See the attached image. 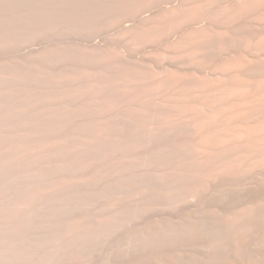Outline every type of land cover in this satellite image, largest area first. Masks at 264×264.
<instances>
[{
  "label": "rangeland",
  "instance_id": "rangeland-1",
  "mask_svg": "<svg viewBox=\"0 0 264 264\" xmlns=\"http://www.w3.org/2000/svg\"><path fill=\"white\" fill-rule=\"evenodd\" d=\"M48 1H49V3H47ZM50 1L51 2L54 1V3H51ZM66 1L67 0H65V1L64 0H62V1L61 0H59V1L58 0H43V1L42 0H0V2H1L0 3V21H1L0 22V34H1L0 35V80H1L0 83H2V81H3L2 85L0 84V90H1L0 91L1 92L0 93V97H1L0 98V100H1L0 101L1 102L0 103V119L3 117L0 120V125L1 124H3V125L5 124V126L2 125L0 127V135L2 137L4 136V139H6L5 141H2L4 139L0 136V141H1V143H0V149L1 148L4 149V150L1 149L2 151L0 150V159H1L0 160V168L2 166L4 168V169L3 168L0 169V173H1L0 174V177H1L0 178V211L2 210V212H3L2 214L3 215H6V217H5V216H2V214H0L3 217L2 218L0 216V264H176V263L177 264H210V263H212V264H230V263L234 262V260H236V261L234 263H232V264H243L244 262L247 263V264H249V260H248L249 258H247V255L248 254H251V253H260V254H262V253H264V246H263V243H262V239L264 238V233H262L263 230H264V204H262L263 206L261 204L258 206V204H256V202H254L256 205H253L254 203H251L252 204V207H251V204H249L250 206L247 205L242 210L240 207H238L235 204V202H233L234 203L232 205L233 207H231V205H230V207L233 208V210H230L229 209L230 211H233L234 212L233 214H231L232 212H230V215L231 216L229 214L226 215L225 212H224L228 208H230L229 206L227 208H225L226 210L225 209L223 210V213L225 214V216H227L228 220H227V218L226 219L223 218L225 216H224L223 213H219V212H222V211H218L219 209H214L213 210V211H215V210L217 211L216 213L218 215H216L215 212L211 211L210 208H209L208 209L209 210L208 213L214 219L216 218L217 220H213L212 224L211 223H208V226H210V227H207L208 228V231H206V233L204 235H200V236H199V234L196 231L189 229L190 226H192L191 223L182 222V218L184 217V214H186V213L188 214V213L192 212L193 214L197 213V215L195 214V216H198L200 214V212H201L200 211L201 209L199 207L200 205H199V203L197 201V197L194 196L195 198H193V193H194L193 192L194 191V189H193L194 188L193 187L194 185L193 184L194 183L191 182V179L192 178L191 179L188 178V175H187V173L190 174L191 173V170H193L192 169L193 166H191L192 163L190 164L184 158L182 159V161L180 160L181 153L179 154V152H177V151H179V149H177V151L175 150L177 152L176 154H175V151L174 152L172 151V153H173L172 155L173 156H171V154H169L171 156V157L169 156L170 162H169L168 159H167L168 160V162H167L163 157H160V156L159 157H155V156L153 157L151 155V157L149 159H147V161L150 160V159H152V158H154L155 161H157V159L160 160V161H157L156 162L157 165H158V163L161 165V163H164L165 161H166L165 163L168 164V165H170V163H173V165H170V167L173 169L172 170L168 165H165V164H164L165 165L164 168H163V164H162L161 167H160V165L158 167L155 162H153V166L155 168L151 167L152 166L151 163H152V161H154L153 159L150 160V161H148L149 164H150L148 166L146 165L148 163L146 162L145 159L144 160H145V163L146 164L144 163V161L141 158H138L137 159V158L133 157L134 158L133 159V158L130 157L131 158V160H130V158H129V156H131V154H129L130 151L127 149V147H122V148H124V153H126V154H125V156H123L121 154L120 155L118 154L117 155V158L119 157L121 160L119 158H118V160L120 162L122 161L123 164L121 165L120 162L117 160V158L114 157V159L116 158L115 160L117 161L116 162V165L118 163V165L120 166V167L118 165L115 166V164L113 165V168H114V166L116 168L112 169V170H114V171H112V173H114V172L117 171L116 173H114L115 175L112 174L114 176L115 180H113L114 178H113L112 175L111 176L109 175L110 173H104V171H105L104 170V164L102 163L103 160H101V159H103V154L101 152L102 151V149H101L102 148V143H101L102 140H100V142H99V139H102V137H101L102 135H100V134H102L101 133V131H102L101 129L102 128L100 129V127L103 126V123H102L103 121L101 120L102 119V116H101L102 113L100 114L102 104H100L101 103V99L99 97L100 96L99 95L100 93L98 91L101 90L100 89V87H101L100 85H102L101 84L102 83L101 82L102 79H101L100 75L102 76V71L101 70H103V68H104L102 65L104 63L103 60H105V58H106L105 57L106 56V52H105L104 47L102 45L101 46L103 48H102V50L100 49L101 46H99V45L102 44L101 43V39L103 37H105V36H109L110 35L111 40H120L121 38L118 39V37H116V36H119L120 37V34H121V36H122V39L121 40L125 39L122 42V44L124 43V46H125L124 48L125 49L126 48L127 49L129 48L128 50H130V49L133 50L132 57L135 56V54H136L135 53V50L138 49V50H136L137 54H136L135 58L132 59V57H130L131 59H129V60H136L137 57H140L139 58L140 60L137 58L136 61L139 62L140 64H143V66H145L144 63L147 61L146 68H148V70L145 67L139 65V63H134L136 65L138 64V66H136V65L135 66L138 67V70L139 71L133 69L134 70L133 71V74L136 72V77L139 78V80H140L141 83L143 82L142 83L143 84L142 86L143 87L145 86L144 87L145 89L151 83H155L158 80H162L161 84L163 86L159 83L160 81H158L157 84L159 83L158 86L159 85L162 86V88L161 87L160 88H161V90L163 89V92L165 90V92L163 94V97L165 96V99L166 98L168 99V100L166 99V101H167L166 104H168L169 99L172 98L170 100V102H169L170 104H168L169 106H171L173 104L171 102H173L175 100V98H176L175 96H177V94L174 93V91H176V90H172L173 88L171 86H169V84L171 85V83H170L171 80H168L169 78H166L167 80L165 79V82H167V84L166 83H163L164 82V80H163L164 78L163 77H166L165 75H167V73H166L167 70H170L172 68H176V67L170 66V64L168 63L170 60L175 59V54L177 55L176 56V59H177V58H179V56L185 55V53L182 51V49L180 47H177L176 50H174L175 51V53H174L173 52V49L176 46H178V45L175 44L176 46L173 48L171 42L170 43H167V42H169V41H167L168 39L166 41L164 39V35H165V37H167V36H166V32L163 33V30L165 31V29L161 28L162 26H164L163 19L161 21V18L164 17V20H165V16H164L165 14L163 13L164 12V9H163V6H162L163 4L161 5V3H159V2H162L161 0L160 1L158 0L159 2L157 0H152L153 2H152L151 5H147L149 1L151 3V0H146L145 2H147V4L146 3L145 4L143 3L142 5H145V6L147 5V6L145 7V6H142L141 5V7H139L140 10L138 8L137 13L135 15L136 18L138 17V20H140L139 23L137 22V27H136L137 29H135V25L136 24L134 25L133 22H131V24H133L134 26L131 25L130 23H126L125 24V21L124 20L125 19H128V20L130 19V16H128V15H126L125 17H123L120 20L119 19H116V20H119V21L114 20L115 23L111 21V23L108 25L109 22H107V23L102 22V20H103V19H101V18H103V17H101L102 15H99L97 13L96 14L97 17L94 16V14H95L96 11H99V13H100V11L102 12L101 6L97 7V10H95V12L92 13V15L96 18L97 21L92 16L94 18V20H93V18L90 15L91 13H89L90 17L92 18V21H91V18H89V19L87 18L88 15H86L87 13L85 11V10L88 9V8H85V7H89L87 5L89 3L86 4L85 3L86 1L81 0V2L83 1L85 3V5H86L85 6L83 2L82 3L80 2V0H73V2L71 0H68L67 2ZM42 3H44V4H42ZM45 3H46V5H45ZM153 3H155V4H153ZM40 4H41V6H40ZM51 4H52V8H51ZM56 4H58V5L55 6ZM65 4L69 5V7L66 6ZM70 4L71 5L73 4V5L71 6ZM156 4H158L160 8H158L157 7L158 5H156ZM152 5H154V6H152ZM53 6H54V9H53ZM55 7H57V8H55ZM62 7H63V9H62ZM3 8L6 9V11ZM58 8H60V9H58ZM74 8L75 9H78V10L77 11L76 10L74 11ZM98 8H100V10ZM56 9L59 10L60 12L57 11ZM68 9L70 11H67L68 12L67 13L65 10H68ZM159 9H161V12H160ZM162 9H163V11H162ZM148 10L151 11L150 13H152V14H154L153 11L156 10L155 15L156 14H158V15H156L155 17H157V19L161 17L160 18V21L161 22L159 21V19L156 21V18L154 17V15L149 14V16H148V13H149ZM73 11L76 14H74ZM81 11H83L85 14H82L83 12H81ZM38 12H40L41 14L38 13ZM132 12H130L128 14H131ZM139 12L142 14L141 15V18L142 19L140 18V16H138ZM63 13H64V16H63ZM70 13L73 14L74 16L71 15ZM143 13H145V14L147 13V15L145 16V14H143ZM159 13H160V16H159ZM162 13H163V16L161 15ZM43 14H44V16H43ZM49 14H50V16L52 18L49 16ZM53 14L55 15V18H53L54 17ZM3 15H5V18H4ZM35 15H37V16L35 17ZM150 15H151V19H152V22L151 23H150V21H151ZM41 16H43V18H45V19H43ZM47 16H49V17H47ZM78 16H79V18H76ZM127 16H128V18H126ZM66 17H67V19H66ZM80 17H84L85 19L84 18H80ZM145 17H148V20L149 21L146 20L147 18H145ZM1 18H3V19H1ZM48 18L49 19H52V20H48ZM68 18L69 19L71 18L70 20H73V21H70ZM153 18H155L154 19L155 22H154ZM57 19H58V21H56ZM100 19H101V21H100ZM86 20H88V21H86ZM98 20H99L100 23H98ZM145 20L148 21V22H145V25H144V21ZM27 21L28 22L32 21L33 23L32 22H31L32 24L31 23H26ZM52 21H54V22L52 23ZM120 21H123V22H120ZM59 22H61L63 25L61 23H59ZM78 22H80L79 25L81 24V26H83V27L79 26L78 25ZM34 23H36V24H34ZM153 23H154V25H153ZM21 24H22V26L23 25L24 26L22 27ZM44 24H46V25H44ZM90 24H92V26ZM104 24L106 25L105 28L104 29H101L102 27H104ZM138 24L139 25L142 24L141 25L142 27L140 28V26ZM148 24L151 27H149ZM157 24L158 25L161 24V26L160 25L158 26ZM28 25H29V28H28ZM65 25L69 29L66 28ZM95 25H97V26H95ZM129 25L131 26L130 27L131 29L128 27ZM152 25L153 26H156L157 25L158 27H160L161 29L158 28V27H155L156 28L155 29L156 30V33L158 32L157 29H159V31L161 30L160 33H157L156 34L155 33V30H153L154 28H153ZM84 26H85V28H84ZM108 26L110 27V30H109V28H107ZM120 26H122V27L123 26L124 27L127 26V29L128 28L129 29L127 30L126 28L123 27L124 28V30H123V28L120 27ZM132 26H133V28H132ZM144 26L145 27L148 26L149 29H147V27H146V29L147 30H150L151 29V30L148 32L145 29ZM6 27H8V28H6ZM25 27H27L28 30ZM49 27L51 28L50 31L48 30ZM114 27L115 28L116 27L120 28V30H118L119 34L117 32V29L118 28L115 29ZM143 27H144V29H143ZM1 28H3V29H1ZM55 28H56V30L58 32L56 30L54 31ZM62 28H63V30H64V28H65V30L68 29L67 30L68 33L66 31L63 32V30H61ZM96 28L98 29V31H96L97 30ZM139 28H140V32L142 31L141 34L139 33V30H138ZM73 29H74V31H73ZM75 29H77L79 32L77 30H75ZM94 29H96V30H94ZM106 29H108V32L110 31L109 35H108ZM132 29L138 31V33L136 31L134 33V31ZM1 30H2V32H1ZM88 30H89V32H88ZM93 30L96 31L97 34H95V32ZM143 30H144V34H143ZM75 31H77V32H75ZM86 31H87L86 36L83 37V35L85 34ZM113 31L116 32V33H114ZM123 31H125V32H128L129 31L128 32L129 35H130V32H133V33H131L130 36L127 35V36H129L128 38H131L132 39V42H130L131 39H128L127 38L125 32L122 34ZM4 32H5V34H3ZM24 32H25L26 35L24 34ZM92 32H93L94 36H93ZM58 33H59L61 39H59L60 37H59ZM60 33H63L64 36L62 34H60ZM76 33H78V34H76ZM137 34L138 35L140 34L141 36L139 35L140 37H138ZM145 34H149V35H147V37H146ZM161 34H162V37L163 38L161 37ZM170 34H168L169 40L172 37V36L170 37ZM152 35L155 36V37H153ZM79 36H81V38ZM142 36H143V38L144 37H146V38L143 39V38H141ZM63 37L64 38L66 37L65 38L66 40ZM73 37H74V39H72ZM92 37L93 38L95 37V38L93 39ZM156 37H159L161 39H159V38L156 39ZM3 39H4V41H3ZM76 39H77V41H76ZM89 39H92V40H89ZM127 39H128L127 43L124 42ZM136 39H137V41H135ZM139 40H140V42H139V45L137 46L136 45V42L138 44V41ZM154 40H155V43H154ZM90 41H92L93 44H91ZM98 41H99V45H97L98 44ZM133 41L135 42L134 45H136L137 47L133 45ZM157 41H158V43H157ZM82 42H83V44H81ZM42 43H43V45H42ZM69 43L70 44L73 43V44L70 46ZM128 43L129 44H132V45H129ZM140 43H141V45H140ZM161 43H163V44L164 43L165 44L167 43V44L166 45L165 44L163 45ZM65 44H66V46H64ZM94 44H96V46ZM55 45L56 46H59V47H56ZM73 45L75 46V48L77 50L74 49V46ZM91 45H93V47L95 46L97 49H98V46L100 47L99 48L100 50L99 49L98 50L100 52H102L101 53V57H99V55H100L99 53L100 52L98 51V54L99 55L97 53H95V52H97V49L95 47L93 48ZM156 45L158 46V48H157ZM44 46H47V47H44ZM67 46L70 47V49ZM72 46H73V48H72ZM155 46L157 48L158 54L155 51L156 49L154 50ZM52 47H54V49ZM63 47L64 48L66 47V48L64 49ZM91 47L93 49H91ZM169 47H170V50H169ZM133 48H135V49H133ZM43 49H44V51H43ZM67 49H69V50H67ZM78 49H80V50H78ZM86 49H87V51H86ZM94 49H96V51ZM180 49H181V51H180ZM70 50H72V51H70ZM83 50H85V52ZM93 50L95 51V52H93V54H92V52H89V51H93ZM142 51H144V52H142ZM88 52L91 53V54H89ZM130 52H132V51H130ZM160 52H162V53L160 54ZM171 52H173V53H171ZM178 52L179 53L182 52L181 55ZM67 53H69V56H68ZM138 53H140L139 56H138ZM147 53H148V55H146ZM153 53H156L153 56L154 59L151 56V55H153ZM169 53H171V54H169ZM54 54H55V56H54ZM58 54L60 55V57H59ZM70 54H71V56H70ZM80 54L85 55V56H83V58H82V55H80ZM112 54L114 56L115 53H112ZM142 54H144V55H142ZM157 55H158V57H157ZM166 55L168 56V59L166 58L167 57ZM170 55L172 57H174V58H172V57L170 58ZM87 56L90 57L91 59L90 58L88 59ZM96 56H98V57H96ZM102 56H104L103 57V60H102ZM62 57H64V58H62ZM115 57H117L116 54H115ZM115 57H113V58H115ZM155 57H157V58H155ZM163 57L167 61L164 60ZM39 58H40L41 61L39 60ZM160 58L162 59V62H161V59ZM189 59H188V61H189ZM58 60H59V62H58ZM67 60H69V61H67ZM85 60H86V62H85ZM94 60L95 61L97 60V61L95 62ZM98 60H99V62H98ZM143 60H145V61H143ZM46 61H48V62H46ZM88 61H89V64H87ZM92 61H93V63L91 64ZM185 61H186V59H185ZM196 61H195V63H197V66L194 64L196 68L193 67V69H195V70L192 69L191 70L192 72L197 70L198 72L197 71L196 72L199 73V74H201L200 73V70H199L200 68H203V70H204V69H207L208 67H211L212 66V65L211 66L209 65L208 67H205V65L202 62V60H196ZM198 61L200 62V64L198 63ZM51 62H53L52 65L50 64ZM100 62H101V64H100ZM141 62H143V63H141ZM153 62H154V65H153ZM40 63L42 65H40ZM59 63H61V64H59ZM97 63H98V65H97ZM124 63L125 62H123V64H122V65H124V68H123L124 70L122 69V65H120L121 67L118 65L119 67L117 66L116 67V70H119L120 68H121L119 70L120 72L122 70L123 71H126V70L127 71H130V70H132V68L130 67L132 65H129L128 63H126V64H124ZM155 63H156V66L157 67H155ZM162 63L164 64V67L161 65ZM83 64H84V66H83ZM150 64L152 65V67H151ZM74 65H76V66H74ZM165 65L167 66V68L165 67ZM206 65H208V64H206ZM43 66H44V68H43ZM100 66H102V68ZM125 66H127L128 68H126ZM147 66L151 67L152 70L155 69L154 70L155 71V74L154 75L152 74V73H154V71H152ZM159 66L160 67L162 66V67L160 68ZM199 66H200V68H197ZM65 67H67V68H65ZM76 67H78V68H76ZM169 67H171V68H169ZM49 68H51V69H49ZM143 68H145L146 70L143 69ZM162 68L165 71L162 70ZM212 68H214V67L212 66L210 69H212ZM75 69H77V70L80 69V71L78 70L79 71L78 72ZM94 69H96V72H95ZM97 69H99V70H97ZM53 70H54L55 73L57 72V70L59 71L56 74L59 75V77H61V84H60V78H58V76H55L54 77V75H56V74L53 73ZM84 70H85V72H84ZM91 70H93L94 72L91 71ZM161 70H162V72L163 71L164 72L163 73L160 72ZM62 71H63V73H62ZM74 71H76V72L74 73ZM100 71H101V74H100ZM140 71H143V72H140ZM149 71L152 72V73L148 74ZM201 71H202V69H201ZM208 71L210 72L209 68H208V70H206V72H208ZM157 72H158V74H157ZM192 72H191V74H188V76L191 75L190 76L191 77L190 79H192V77H194L193 78L194 81L195 82H198V80H196V79L199 77V74H197L198 77H195V76L192 75L193 74ZM196 72H194L195 75H196ZM141 73H143V76L145 78L144 81L142 80V79H144L143 76L142 75H141L142 77L139 76ZM159 73H161V74H159ZM164 73H165V75H164ZM98 74H100V75H98ZM145 74L147 75V77H146ZM162 74L164 76L161 77ZM20 75L23 76V79H22V77ZM46 75H47V77H46ZM62 75H64L63 77H64L65 80L63 79ZM87 75L90 78H87L88 77ZM94 75H95V77H97L96 79H95ZM159 75L163 79H161L160 77H158ZM77 76H79V77L76 78ZM80 76L83 77V78H81ZM201 76H202V74H201ZM51 77H53V78L51 79ZM84 77H86V79ZM92 77H94V78H92ZM74 78H76V80ZM152 78L153 79L154 78H157V79L150 81V79H152ZM82 79L83 80L85 79V80L83 81ZM180 79H182V78L180 77ZM27 80H28V82H27ZM56 80H57V83H56ZM96 80H98L97 82L99 84H96L97 83ZM6 81H8V82H6ZM23 81H25V83ZM47 81H48V83H47ZM45 82H46L47 85H45ZM76 82H79V83H76ZM88 82H90V84H88ZM147 82L150 83V84H148ZM67 83H69V84L66 85ZM83 83H85V84H83ZM141 83H139V84H141ZM95 84L98 85L97 87H99V90H97L98 88L96 87ZM155 84H152V85H150V87H147V89H148L147 91L148 92H151V93L154 92V93H152V95H151V93H148V95L150 94V97L152 96L151 98L148 96V98L150 100L153 99L151 101L157 100V98L159 97V96L158 97L157 96L156 97L153 96V94H156L157 95V93L155 92V91H157V89H155L156 88ZM164 84H165V86H164ZM71 86H72V89H71ZM77 86L78 87L80 86L81 88H78ZM151 86H155V88H153L152 91H151V88H152ZM48 88H49V90H48ZM51 88H52V90H50ZM75 88L77 89L76 92L74 90ZM167 88L169 89V93L170 94L168 93V89ZM149 89H150V91H149ZM154 89H155V91H154ZM79 90H82V91L85 90V91L82 92V91H79ZM88 90H90V91H88ZM166 90H167V93H168L167 94V97H166ZM64 91H66V92H64ZM93 91L96 92V93H94ZM45 92H47V93H45ZM73 92H74V94H73ZM81 92H82V94H81ZM87 92H88V95H87ZM157 92L160 95V93H159L160 91H157ZM49 93H51V94H49ZM171 93H172V95L174 93L175 96H172ZM46 94H48V96H49L48 98H47V95ZM79 94H80V96H79ZM83 94H85V96ZM97 94H98V96H97ZM45 95H46V97H45ZM73 95H76V96L74 97ZM2 96H4V97L2 98ZM50 96L51 97H54V98H50ZM5 97H7V98H5ZM39 97H41V100L42 101L40 100ZM42 97H44V99ZM78 97H80V98H78ZM153 97H155L156 99L153 98ZM45 98H47V99H45ZM55 98H56V100H55ZM87 98H89V99H87ZM4 99H6V100H4ZM65 99H67V100H65ZM79 100H80V102L78 103ZM85 100H87V101H85ZM3 101L4 102L6 101V103L4 104ZM72 101L74 102V105H73ZM66 104H67L68 107L66 106ZM80 104H81V106L83 105L82 108H81ZM92 104L93 105L95 104L97 106H95V105L93 106ZM41 106H42V108H41ZM98 106L99 107L101 106V107L98 108ZM166 106H165L164 109L163 108L162 109L165 112L166 111L167 112L170 111V108L168 107L166 109ZM51 107H53L54 109L51 108ZM90 107H91V110L92 111L90 110ZM87 109H89V110H87ZM116 110L117 109H115L114 112ZM163 110H161L162 113L164 112ZM47 111H50V112H47ZM69 111H72V112H69ZM114 112H113V114H114ZM116 112L113 115V118L116 116L114 118V121H115V119L118 120V118H119L118 116H120V114L117 116L118 113L116 114ZM56 114H57V116L54 118V115H56ZM73 114H74L75 117L73 116ZM38 116H40V117H38ZM47 116H49V117H47ZM51 116L53 117V119H51L52 118ZM58 116L61 118V120H59V117ZM8 117H9V120H8ZM120 117H122V116H120ZM80 118L81 119L83 118V119L81 120ZM63 119H65V120H63ZM94 120L96 122H93ZM7 121L9 122L8 124H7ZM36 121H38V122H36ZM84 122H86V123H84ZM90 122H92V123H90ZM60 125H61V127H60ZM63 125L64 126L67 125V126H65V128H64ZM51 127H52V129H51ZM67 127H68V129H67ZM71 127H72V129H71ZM98 127H99V129H98ZM49 128H50V130H49ZM64 129H66V130H64ZM78 129H79V131H78ZM52 130L54 132H52ZM62 130L64 131V133H63ZM99 130H101V131H99ZM48 133H50V134H48ZM28 134H30L32 136H28ZM65 135H67V136H65ZM45 136H46V138H45ZM169 136L171 137L169 139H172L173 138L172 135H169ZM99 137H101V138H99ZM36 138H38L39 140H40V138H41V140L42 139H44V140H42V141L40 140L41 142H39V140L36 139ZM80 138H82V139H80ZM56 141L59 144L56 143ZM25 142H26V144H25ZM47 142L48 143L50 142L49 144H51V145H54V146L56 145V147H58V148L60 147L59 148L60 150L62 148V151H60L58 148H56L54 146L49 145ZM98 142L100 144H98ZM10 143H12L13 146ZM32 143H34V144L36 143L35 145H37V146L35 147V145L32 144ZM42 143L43 144L45 143V144L42 145ZM1 144L4 147H1L2 146ZM9 144L11 146H9ZM73 144L75 146L74 148H72L73 147ZM98 145H100L101 147L100 146L98 147ZM22 146H23L24 149L22 148ZM28 146H29V148L31 147L30 148L31 150L28 148ZM90 146H92L94 148H91ZM7 147H9V148H7ZM65 148H67V149H65ZM96 148H98L99 151L98 150H95ZM125 148L127 149V151H126ZM7 149L9 151L6 152ZM33 149H35V151H33ZM47 149L49 151H47ZM71 149L73 151H75V153L72 152ZM90 149H92L93 151H91ZM22 151H23L24 155L22 154ZM59 151H60V154H59ZM118 151H119V153H123V149H122V151L120 149ZM52 152L54 153V156L55 157L53 156V153ZM99 152H100V154L98 155ZM4 154L5 155L8 154L6 156L7 159L4 158L5 157ZM50 154H52V155H50ZM64 154H66V155H64ZM126 155H128L127 156L128 157L127 159H126ZM175 155H176V157H175ZM36 156H38V157H36ZM72 156L73 157L76 156V157L73 158ZM88 156H90V159L87 158ZM172 157L173 158L175 157V162H174V159ZM183 157H184V155H183ZM38 158H40V160ZM41 158L42 159L45 158V160L44 159L42 160ZM47 158H51V160L50 159L47 160ZM84 158H86L87 161ZM124 158L127 160V162H124L126 160H124V161L122 160ZM162 158L165 161L164 160L162 161ZM34 159H36V160H34ZM37 159H38V162H37ZM53 159L56 160V161H54ZM132 160H134L136 162L138 161V163L135 164V162H134L132 164L131 163ZM179 160H180V162H179ZM43 161H44V163H43ZM48 161H49V163H48ZM57 161H59V162H57ZM90 161H95V162H90ZM139 161H141V162L143 161V162L142 163L140 162L141 163L140 164ZM176 161H178V163ZM183 161H187L188 164L186 162L184 163ZM24 162H26V163H24ZM32 162H35V163H32ZM39 162H40V164H39ZM182 162L184 163V165L186 164L185 167L183 166V163ZM3 163H5V164L3 165ZM29 163L31 164V167H30V164ZM179 163H181V165ZM34 164L36 166L32 167ZM52 164H55V165L52 166ZM61 164L63 165V167L66 168V170H65V168H62V165ZM85 164H86L87 167L85 166ZM126 164L127 165L130 164L129 167H128V169H127V165ZM131 164L134 167L137 166V167H135L136 169L135 168H134V170L132 169L133 172L131 170V168H132ZM139 164L140 165H144V166H139ZM5 165H7V166H5ZM8 165H9V167H8ZM50 165H51V167H48ZM64 165H66V166H64ZM99 165H101V167H99ZM67 166L69 167V169H68ZM91 166H93V167L91 168ZM145 166H147L148 169H149V167H150V169L151 168L154 169L153 171H152V169L151 170L149 169L150 170V173L151 174L153 173L152 176L155 175L153 177V179L156 178V177H158L160 175L158 178L160 179V177H161V180H159L158 178H156V179L153 180L152 179V176L150 178V175L151 174L148 172L149 170H147V169L146 170H147L148 174L147 173L145 174L146 170H144V168H147ZM187 166H189V169L187 168ZM36 167H38L39 169L38 168L36 169ZM142 167H144V168H142ZM7 168H9V169H7ZM29 168H30V170H29ZM46 168H47V170H46ZM53 168H54V170H53ZM100 168H102L104 170L103 173H104V176H106V179L109 177L107 179V182L109 181L110 182V185L108 184L109 182L108 183L105 182L106 181L105 180V177H102L103 176V173L101 174L102 169H100ZM123 168L126 170V174H125V170ZM138 168H139L140 171L137 170ZM161 168L164 169V170H168V171L172 170L173 172L170 171L168 173L173 174V176H171L170 174L168 175V173H166L167 171H163ZM159 169L161 170L160 173H159ZM175 169L176 170L178 169V170L176 171ZM5 170H7V172ZM99 170L101 172H99ZM118 170H120V171L118 172ZM127 170H129V171H127ZM142 170H144V172ZM50 171L52 173L57 172L59 175L56 174V173L52 175V173ZM61 171H63V172L65 171V174L63 172H61ZM121 171H122V173H121ZM156 171H158V172H156ZM49 172H50V174H49ZM176 172H177V174H176ZM138 173L139 174L140 173L141 174L143 173L144 175H148V176L145 177L144 175H139V178H136V177H138V176H136V175H138ZM161 173L163 174V176H161ZM45 174H46V176H45ZM89 174H90V176H89ZM181 174H182V176H186L187 175L186 178L182 177ZM54 175H56V176H54ZM96 175H97L98 178L96 177ZM99 175L100 176L102 175V176L100 177ZM128 175L130 176V178H129ZM179 175H180L181 179L184 180V181H181L180 180ZM43 176H45V177H43ZM88 176H89V178H88ZM141 176H143V178ZM165 176L166 177L167 176L174 177L175 178V182L173 181L174 180L173 178L170 179V177H168L170 180H172V182H171ZM144 177H145V179H144ZM177 177L180 180L177 183H180L181 185H183V184L184 185H187L188 188H191V189L190 190H187L188 189V188H186L187 186L186 187L184 186L183 188H180L181 187L180 184H179L180 187H179V185H175V184H177L176 183V180H178ZM55 178H56V180H54ZM91 178H92V180H91ZM110 178H111V180H110ZM135 178L137 179L138 184H137V181H136ZM140 178H142V179L139 180ZM162 178L164 180H166V182L167 181H170V183L172 185L174 183L173 186H175L176 189L171 184L168 185L164 180H162ZM219 178H220V176H217L216 177V181H219L217 183H218V187H220L219 188L220 190H217L218 187L216 186L217 187V188L215 187L216 190L213 188L210 191V193L211 192H213V194L215 193L214 196H217L216 194L222 195V193L224 191H226V193H227V190L226 189L229 188V187H232V184L235 183L234 181L232 182V180H230V181L228 180L229 182H227V181L225 182V180L221 177V180H224L223 181L224 183H221L220 184ZM47 179H50V181L47 180ZM98 179H100V180H98ZM103 179H104V181H102ZM131 179H133V180L135 179L134 182H133V180L131 182L130 181ZM187 179L190 182H188ZM89 180H90V182H89ZM157 180L160 183L162 181H164L162 184L166 183L168 185L167 186L166 184H164L166 187L164 185H162V186H164L163 188L166 189L167 187H171V188H167L166 189L168 192L161 187V184H159V182ZM55 181H57L58 184ZM111 181H113V184H112ZM154 181H157V182H155V184L153 185ZM66 182H68L69 184L66 183ZM103 182H105L106 184L103 183ZM135 182H136V184H135ZM142 182L147 187L144 184H142ZM149 182H150V184H149ZM182 182H184V183L182 184ZM101 183H103L104 185H106V187H104V186L102 187L103 184H101ZM140 183H141V185H139ZM157 183L160 186H158ZM226 183H228V184H226ZM61 184H63L64 186L61 185ZM156 184H157V186H155ZM111 185H113V186H111ZM142 185H143V187H142ZM133 186L135 188H133ZM148 186H149V188H148ZM154 186L156 188H159V187L162 188L163 190H161V191H163V193H161L160 188L157 189L158 190L157 191ZM52 187H54V188H52ZM110 187H111V189H110ZM137 187H139V188H137ZM150 187H151V189H150ZM178 187L180 188L179 190L177 189ZM36 188H39V189H36ZM62 188H64V189H62ZM105 188L106 189L108 188V190H106ZM144 188L145 189L148 188V190L150 189V192L152 194L150 192L148 193V190L145 193V190H142ZM185 188H186V190H185ZM112 189H114V191ZM168 189H170V190H168ZM39 190H41V192ZM105 190H106V192H102V191H105ZM109 190H111V191H109ZM152 190L154 192H156V193L154 194ZM32 191H33V193L35 191V193L33 194ZM38 191H39V193H37ZM99 191H101V192H99ZM115 191H116L117 194L115 193ZM178 191H180V192H178ZM221 191H222V193H221ZM94 192H95V194H94ZM107 192H109V193H107ZM138 192H139V194H138ZM164 192H166V194ZM176 192L180 196H178L177 194H175ZM181 192H182V194H181ZM190 192L192 193V195H190ZM102 193H103L104 196L102 195ZM118 193H119V195H118ZM141 193L143 194V197H142V194ZM144 193H145L146 196H147V194L151 195L152 198L149 195L146 197L144 195ZM186 193L187 194L189 193L188 194L189 196L186 195ZM107 194H109L110 196L113 195L111 197H114V198H116V196H118L116 198L117 200L114 199V198H111ZM169 194H170V198H168L169 197ZM172 195H173V198H172ZM175 195H177V196H175ZM33 196H34V199L32 198ZM37 196H38V199H37ZM184 196H187V197H184ZM227 196H228V194H227ZM157 197H158V199H157ZM177 197H179L180 200H178L179 198H177ZM181 197H182V199L184 198V199H186L188 201L187 202L185 200L186 205L184 204L185 202H183L184 199L181 202ZM223 197H225V195H223ZM104 198H106V199H104ZM107 198H108V200H107ZM175 198H176V200H175ZM29 199H31V200H29ZM101 199H102V201H101ZM124 199H126V200H124ZM151 199H153V200H151ZM168 199L172 203H170ZM109 200L111 201V203L109 202ZM133 200H134V202H133ZM118 201H120V202H118ZM175 201H176V203H175ZM179 201H180V203H179ZM24 202H26V203H24ZM106 203H108V204L110 203V205L108 206V204H106ZM114 203H115V205H114ZM144 203H145V205H144ZM22 204L25 205L26 207L23 206ZM30 204L32 206H30ZM131 204H133V205H131ZM153 204H155V205H153ZM20 205H21V207H23L22 209H21V207H19ZM126 205H128L130 207H128ZM140 205H142V206H140ZM187 205L189 207L190 206L191 207L189 208ZM27 206H29V208H27ZM108 207H109V209H108ZM131 207L132 208L134 207V208L132 209ZM248 207L251 208V209H249ZM4 208H6V209L3 210ZM8 208L10 209L9 210L10 212L8 211ZM110 208H111V210H110ZM138 208H139V210H138ZM177 208L178 209L180 208L181 210L179 211ZM185 208H187L188 211ZM211 208H214V207H211ZM237 208L240 209V211ZM130 209H132V210L130 211ZM119 210L121 211V213H120ZM136 210H137V212H136ZM173 210H175V211H173ZM236 210H238V211H236ZM253 210H254V212H253ZM109 211H111V212H109ZM182 211H184V212H182ZM241 211L245 214V216H248L247 219L249 220V222H248V220L243 221L244 220V216H243V214H242ZM79 212H80V214H79ZM163 212H164V214H163ZM175 212H176V214H174ZM4 213H7V214H4ZM133 213H135V214H133ZM237 213H241V215L239 214L240 215L239 216ZM10 214L11 215L13 214V215L11 216ZM114 214H115V216H114ZM116 214H117V216H116ZM121 214H122V216H121ZM136 214H137V216L140 219L136 216ZM235 214H237L239 216V218H238V216H234ZM252 214L254 215V218L253 217L252 218H249V216L252 215ZM140 215H142V217ZM221 215H222V218L220 217ZM228 215H229V217H228ZM255 215H256V217H255ZM107 216H109V217H107ZM159 216H161V217H159ZM232 216H234L235 218L237 217V219L239 221H241V219H242V221H243V222L241 221L242 222V226L240 224V225H238L240 227H238L237 224H235V222H238V220L237 219L233 220L234 218L231 219L230 217H232ZM8 217H9V219H8ZM106 217L109 218V219H107ZM240 217H242V218H240ZM166 218H168V219H166ZM256 218H257V221H256ZM10 219H11V221H10ZM229 219H231V221L234 222V224L236 225V228H235V225H232L233 223H231ZM218 221H219V223H218ZM227 221H229V223H231V224H228ZM159 222H161V223H159ZM220 222H221V224L223 223L222 226H224L227 223L224 227H222L220 225L224 229H222L221 227H220V229H218V227H216L217 226V223L219 225ZM155 224H157V225H155ZM163 224L165 226H167V227L163 226ZM227 225H228V229L229 230H227ZM230 225H232V226H230ZM229 227H231V228H229ZM41 228H42L43 235H42V232H41ZM161 228L164 229V230H162ZM225 228H226V230L229 233L225 230ZM239 228L240 229L243 228L244 231L245 230L246 231L248 230L247 231L248 232V235L247 234L245 235L246 232H244V234H242L239 231ZM259 228L260 229L262 228L263 230L262 229L259 230ZM221 229L224 230V232ZM52 230L55 231V232H53ZM165 231H168V232H165ZM44 232H46V233L44 234ZM44 235H45V237H44ZM227 235H228V237H227ZM239 235H242V236L239 237ZM213 237H215V238H213ZM215 239H217V240H215ZM45 240H48V242L45 241ZM42 241H44L45 243L42 242ZM215 241H217V242L215 243ZM226 241H228L227 243H230V245L228 244V246H232L233 248H229L227 246V244H225ZM232 242L235 243V244L232 245L233 244ZM213 243H215V244H213ZM40 244H41V246H40ZM221 244L222 245L224 244V245L221 246ZM215 245H216V247L214 248L213 246H215ZM235 245H236L237 250H238L237 253L235 251L236 250V247H234ZM238 247L239 248L241 247V248L239 249ZM230 249L231 250L233 249L234 254H232L233 251H231ZM174 254H175V256L177 258L174 256ZM178 254H180V256ZM181 256H183L182 257L183 260L180 258ZM250 264H256V263L253 262V263H250Z\"/></svg>",
  "mask_w": 264,
  "mask_h": 264
},
{
  "label": "bare ground",
  "instance_id": "bare-ground-1",
  "mask_svg": "<svg viewBox=\"0 0 264 264\" xmlns=\"http://www.w3.org/2000/svg\"><path fill=\"white\" fill-rule=\"evenodd\" d=\"M43 1V0H42ZM59 1V0H58ZM62 1V0H61ZM65 1V0H64ZM68 1V0H67ZM66 1V2H67ZM72 2H73V0H71ZM83 1H86L85 3L87 4V3H89V4H87L89 7H85L86 5H85V3L83 2ZM82 2L84 3V7L85 8H88L87 10H85L86 11V15H88L87 16V18L89 19V18H91L93 15H92V13L93 12H95V10H97V7H99V6H101V10H102V12L100 11V13H99V11H96L95 12V14H94V16L95 17H97L96 16V14L98 13L99 15H102L101 17H103V18H101V19H103L102 20V22H104V23H107V22H109L108 23V25L111 23V21L112 22H114V20H116V19H122L123 17H125L126 15H128V16H130V19L128 20V19H123L124 21H125V24L126 23H130L131 24V22H133L134 23V25H135V29H137L136 27H137V22L139 23V21L140 20H138V17L136 18V13H137V10H138V8L139 7H141V5L144 3H146L147 4V2H145L146 0H83ZM158 1V0H157ZM156 1V2H157ZM160 1V0H159ZM158 1V2H159ZM162 2H159V3H161V5L163 6V9H164V16H165V20H164V17L163 18H161V21H162V19H163V22H164V26H162L161 28H163V29H165V31L163 30V33H165L166 32V36L167 37H165V35H164V39H165V41L167 40V41H169V42H167V43H170L171 42V44H172V46H173V48L176 46V45H178V46H176L174 49H173V52L175 53V51L174 50H176V48L177 47H180L181 49H182V51L185 53V55H182V56H179V58H177L176 59V54H175V59H173V60H170L168 63L170 64V66H173V67H176V68H172V69H170V70H167L166 71V73H167V75H165V73H164V75L166 76V77H163V78H161L162 76H164L163 74L161 75V77H160V75L158 76V77H160L161 79H163L164 80V82L163 83H166L167 84V82H165V79L166 78H169L168 80H171L170 81V83H171V85L169 84V86H171L173 89L172 90H176V91H174V93L175 94H177V96H175L174 95V93H173V95H172V93H171V95L172 96H175L174 98H175V100L173 101V102H171V103H173L171 106H169L168 104H170L169 102H170V100L172 99H169V102H168V104H166L167 103V101H166V99H165V96L163 97V94H164V92H165V90H164V92H163V89L161 90V88H162V84H161V82H162V80H158V81H160L159 83L162 85V86H158V84H157V82L158 81H154L155 83H148V84H150V85H152V84H155V86H156V88H155V86H151L152 88H151V91H152V89L153 88H155V89H157V91H160L159 93H160V95L158 94V92L157 91H155V89H154V91L157 93V95L156 94H153V96H159L158 98H157V100H154V101H151V100H153V99H149L148 98V96L150 97V94L148 95V93H151V92H148L147 90V87H150V85L149 86H147L146 87V89L142 86L143 84V82L141 83L140 82V80H139V78L138 77H136V72L133 74V71L134 70H138V67H136V66H138V64L136 65V64H134V63H139V62H137L136 60H137V58L139 59L140 57H137L136 58V60H129V59H131L130 57H132V53H133V50L132 49H130V50H128L127 48L125 49L124 47V43L122 44V42H123V40H125V39H123V40H121L122 39V36H121V34H120V37L119 36H116V37H118V39H120V40H111V38H110V35H109V33H110V31L108 32V29H106L107 30V33H108V35L109 36H105V37H103L102 39H101V43L102 44H100L99 45V41H98V44L97 45H99V46H103L104 47V50H105V52H106V58H105V60H103V57L104 56H102V60H103V70H101L102 71V76L100 75L101 74V71H100V74H98V75H100V77H101V79H102V85H100L101 87H100V91H98L97 93L100 95L99 97H100V99H101V103L100 104H102V107H101V112H100V114L102 113V123H103V126L102 127H100V129L102 130H99V131H101V133L102 134H100V135H102L101 137H102V139H99V142H100V140H102V154H103V159H101V160H103V164H104V170L102 169V168H100V169H102V172L99 170V172H101V174L103 173V171H104V173H110L109 175L111 176L112 174L113 175H115L114 173H116V172H114V173H112V171H114V170H112V169H114V168H116L115 166H117L118 165V163H117V165H116V158H117V155L119 154H121V155H123V156H125V154L126 153H124V148H122V147H127V149L130 151V153L129 154H131V156H129V158L131 157V158H133V157H135V158H141L143 161H144V163H145V160H146V162L148 163V164H146L147 166L148 165H150L149 164V162L148 161H150V160H154V158H152V159H150V160H148L147 161V159H149L150 157H151V155L154 157H163L167 162H168V160L170 159L169 158V154H171V156H173L172 154V151L174 152L175 150L177 151V149H179V151H177V152H179V154L181 153V157H180V160L182 161V159L184 158L185 160H187L190 164H191V166H193V170H191V173L190 174H188L187 173V175H188V178H192L191 179V182H193L192 184L194 185L193 187V189H194V193H193V198H195V197H197V201H198V203H199V207H200V214L198 215V216H195V214L197 215V213H195V214H193L192 212H190V213H186V214H184V217L182 218V222H186V223H191L192 224V226H190V230H194V231H196L198 234H199V236L200 235H204L205 233H206V231H208V228L207 227H210V226H208V223H211L212 224V222H213V220H217L216 218L214 219L208 212H209V208H210V210L211 211H213L214 209H219L218 211H222V212H219V213H223V210L225 209V208H227L228 206L230 207V205H231V207H233L232 205L234 204L233 202H235V204L238 206V207H240L242 210H243V208L244 207H246L247 205H249V204H251V203H254V202H256V204H258V206L261 204H264V0H161ZM51 2V1H50ZM79 2V1H78ZM80 2H81V0H80ZM81 2V3H82ZM152 0H151V3H150V1L148 2V4L147 5H151L152 4ZM1 3V2H0ZM41 3V2H40ZM47 3H49V1L47 2ZM51 3H54V1H52ZM150 3V4H149ZM42 4H44V3H42ZM60 4V3H59ZM77 4V3H76ZM153 4H155V3H153ZM45 5H46V3H45ZM48 5V4H47ZM54 5V4H53ZM58 4H56L55 6H57ZM66 6H68L69 7V5H67V4H65ZM71 5V4H70ZM73 5V4H72ZM71 5V6H72ZM146 5V6H147ZM156 5H158V4H156ZM40 6H41V4H40ZM43 6V5H42ZM60 6V5H59ZM142 6H145V5H142ZM145 6V7H146ZM152 6H154V5H152ZM39 7V6H38ZM44 7V6H43ZM46 7V6H45ZM75 7V6H74ZM77 7V6H76ZM80 7V6H79ZM156 7V6H155ZM158 8H160L159 7V5L157 6ZM51 8H52V4H51ZM55 8H57V7H55ZM67 8V7H66ZM78 8V7H77ZM149 8V7H148ZM147 8V9H148ZM154 8V7H153ZM2 9V8H1ZM4 9V8H3ZM53 9H54V6H53ZM58 9H60V8H58ZM62 9H63V7H62ZM70 9V8H69ZM65 10L66 12L67 11H70V10ZM80 9V8H79ZM99 10H100V8H98ZM145 9V8H144ZM156 9V8H155ZM163 9H162V11H163ZM5 11H6V9H4ZM43 10V9H42ZM41 10V11H42ZM57 10V9H56ZM72 10V9H71ZM77 11L78 9H75L74 8V11ZM81 10V9H80ZM79 10V11H80ZM139 10H140V8H139ZM146 10V9H145ZM151 10V9H150ZM157 10V9H156ZM156 10H152L153 12H154V14H152V13H150L151 11H149V13H148V16H149V14H151V15H154V17L156 16V15H158V14H156L155 15V12H156ZM160 10V12H161V9H159ZM44 11V10H43ZM54 11V10H53ZM57 11H59V10H57ZM73 11V12H74ZM133 11V12H132ZM158 11V10H157ZM36 12V11H35ZM60 12V11H59ZM81 12H83V11H81ZM130 12H132L131 14H128V13H130ZM159 12V11H158ZM157 12V13H158ZM38 13H40V12H38ZM68 13V12H67ZM89 13H91L90 15H91V17H90V15H89ZM127 13V14H126ZM147 13L145 14V13H143V14H145V16L147 15ZM163 13L161 14L162 16H163ZM3 14V13H2ZM41 14V13H40ZM60 14V13H59ZM71 14V13H70ZM74 14H76L75 12H74ZM79 14V13H78ZM77 14V15H78ZM82 14H85L84 12L82 13ZM140 14V15H139ZM139 14H138V16H140V18H141V13L139 12ZM38 15V14H37ZM37 15H35V17L37 16ZM54 15V14H53ZM69 15V14H68ZM71 15H73V14H71ZM151 15H150V19H151ZM4 16V18H5V15H3ZM43 16H44V14H43ZM43 16H41L42 18H43ZM49 16H50V14H49ZM49 16H47V17H49ZM63 16H64V13H63ZM74 16V15H73ZM84 16V15H83ZM93 16V17H94ZM128 16L126 17V18H128ZM159 16H160V13H159ZM40 17V16H39ZM46 17V18H47ZM51 17V16H50ZM60 17V16H59ZM72 17V16H71ZM92 17V18H93ZM94 17V18H95ZM99 17V16H98ZM143 17V16H142ZM29 18V17H28ZM52 18V17H51ZM53 18H55V15H54V17ZM64 18V17H63ZM73 18V17H72ZM76 18H79V16L78 17H76ZM80 18H84V17H80ZM92 18H91V21H92ZM94 18H93V20H94ZM145 18H147L146 20H148V17H145ZM156 18V21L159 19V21H160V18H158L157 19V17H155ZM155 18H153V20L155 19ZM1 19H3V18H1ZM43 19H45V18H43ZM66 19H67V17H66ZM69 19V18H68ZM71 19V18H70ZM69 19V20H70ZM85 19V18H84ZM101 19H100V21H101ZM142 19V18H141ZM7 20V19H6ZM41 20V19H40ZM48 20H52V19H49L48 18ZM77 20V19H76ZM95 20H96V18H95ZM119 20H116V21H119ZM138 20V21H137ZM144 21V25H145V22H148V21ZM44 21V20H43ZM56 21H58V19L56 20ZM66 21V20H65ZM70 21H73V20H70ZM81 21V20H80ZM86 21H88V20H86ZM97 21V20H96ZM95 21V22H96ZM158 21V22H159ZM160 21V22H161ZM1 22V21H0ZM32 21H30V22H26V23H31ZM45 22V21H44ZM48 22V21H47ZM54 21H52V23H53ZM83 22V21H82ZM90 22V21H89ZM101 22V23H102ZM120 22H123V21H120ZM136 22V23H135ZM152 22V19H151V21H150V23ZM154 22H155V20H154ZM157 22V23H158ZM33 23V22H32ZM31 23V24H32ZM49 23V22H48ZM59 23H61V22H59ZM58 23V24H59ZM66 23V22H65ZM68 23V22H67ZM71 23V22H70ZM75 23V22H74ZM79 23L80 22H78V25H79ZM91 23V22H90ZM97 23V22H96ZM98 23H100L99 22V20H98ZM115 23V22H114ZM118 23V22H117ZM116 23V24H117ZM4 24V23H3ZM34 24H36V23H34ZM40 24V23H39ZM43 24V23H42ZM50 24V23H49ZM62 24V23H61ZM77 24V23H76ZM75 24V25H76ZM85 24V23H84ZM89 24V23H88ZM94 24V23H93ZM113 24V23H112ZM121 24V23H120ZM156 24V23H155ZM5 25V24H4ZM44 25H46V24H44ZM43 25V26H44ZM60 25V24H59ZM63 25V24H62ZM77 25V26H78ZM91 26H92V24H90ZM100 25V24H99ZM98 25V26H99ZM102 25V24H101ZM124 25V24H123ZM128 25V24H127ZM131 25H133V24H131ZM133 25V26H134ZM139 25V24H138ZM142 25V24H141ZM141 25H139L140 26V28L142 27ZM149 25V24H148ZM153 25H154V23H153ZM152 25V26H153ZM158 25V24H157ZM153 26V30H155L156 28L155 27H158L159 25L161 26V24H159L158 26ZM3 26V25H2ZM21 26H22V24H21ZM24 26V25H23ZM22 26V27H23ZM37 26V25H36ZM40 26V25H39ZM55 26V25H54ZM79 26H81V24L79 25ZM89 26V25H88ZM87 26V27H88ZM90 26V27H91ZM95 26H97V25H95ZM103 26V25H102ZM101 26V27H102ZM105 24H104V27H102L101 29H104L105 28ZM133 26H132V28H133ZM35 27V26H34ZM47 27V26H46ZM60 27V26H59ZM65 27L66 28H68L66 25H65ZM72 27V26H71ZM81 27H83V26H81ZM100 27V26H99ZM113 27V26H112ZM119 27V26H118ZM118 27H114L115 29H117ZM120 27H122V26H120ZM124 27V26H123ZM122 27V28H123ZM129 28L131 27L130 25L128 26ZM145 27V26H144ZM144 27H143V29H144ZM147 27V29H149V27H151L150 25H149V27L148 26H146ZM146 27H145V29H146ZM6 28H8V27H6ZM25 28H27V27H25ZM28 28H29V25H28ZM28 28H27V30H28ZM41 28V27H40ZM54 28V27H53ZM57 28V27H56ZM56 28L54 29V31L56 30ZM61 28V27H60ZM76 28V27H75ZM78 28V27H77ZM84 28H85V26H84ZM92 28V27H91ZM90 28V29H91ZM107 28H109V30H110V27L108 26ZM124 28H126L127 29V26L126 27H124ZM124 28H123V30H124ZM128 28V29H129ZM140 28L138 29L139 30V33L141 34V32H140ZM158 28H160V27H158ZM160 28V29H161ZM1 29H3V28H1ZM24 29V28H23ZM50 27L48 28V30L50 31ZM69 29V28H68ZM68 29H66L65 30V28H64V30H63V28L61 29V30H63V32L64 31H66L67 32V30ZM72 29V28H71ZM89 29V30H90ZM97 29V28H96ZM96 29H94V30H96ZM100 29V28H99ZM100 29V30H101ZM112 29V28H111ZM127 29V30H128ZM131 29V28H130ZM146 29V30H147ZM59 30V29H58ZM75 30H77V29H75ZM89 30H88V32H89ZM93 30V31H94ZM114 30V29H113ZM118 30H120V28H118L117 29V32H118ZM133 30V29H132ZM145 30V31H146ZM151 30V29H150ZM150 30H147L148 32L150 31ZM152 30V31H153ZM158 30V32L157 33H160V31H159V29H157ZM5 31V30H4ZM57 31V30H56ZM70 31V30H69ZM72 31V30H71ZM73 31H74V29H73ZM78 31V30H77ZM77 31H75V32H77ZM96 31H98V29L96 30ZM96 31H94L95 32V34H97L96 33ZM126 31V30H125ZM125 31H123L122 32V34L125 32ZM134 31V33H135V31L136 30H133ZM1 32H2V30H1ZM6 32V31H5ZM5 32L3 33V34H5ZM8 32V31H7ZM58 32V31H57ZM79 32V31H78ZM105 32V31H104ZM114 32V31H113ZM121 32V31H120ZM129 32V31H128ZM128 32H125V34H126V36L127 35H129L128 34ZM137 33H138V31H136ZM154 32V31H153ZM172 32V33H171ZM27 33V32H26ZM68 33V32H67ZM72 33V32H71ZM86 33H87V31L85 32V34L83 35V37H85L86 36ZM99 33V32H98ZM112 33V32H111ZM114 33H116V32H114ZM131 33H133V32H130V35H131ZM152 33V32H151ZM155 33H156V30H155ZM156 33V34H157ZM162 33V32H161ZM171 33V34H170ZM24 34H25V32H24ZM60 34H62L63 36H64V34L63 33H60ZM76 34H78V33H76ZM92 34H93V32H92ZM105 34V33H104ZM118 34H119V32H118ZM139 34V35H140ZM143 34H144V30H143ZM168 34H170V37L172 38H170V40H169V36H168ZM1 35V34H0ZM26 35V34H25ZM51 35V34H50ZM58 35H59V33H58ZM70 35V34H69ZM74 35V34H73ZM99 35V34H98ZM115 35V34H114ZM117 35V34H116ZM129 35V36H130ZM138 35V34H137ZM136 35V36H137ZM138 35V37H140ZM146 35V37H147V35H149V34H145ZM159 35V34H158ZM75 36V35H74ZM93 36H94V34H93ZM96 36V35H95ZM112 36V35H111ZM129 36H127V38L129 37ZM153 36V35H152ZM157 36V35H156ZM51 37V36H50ZM53 37V36H52ZM59 37H60V35H59ZM69 37V36H68ZM80 38H81V36H79ZM89 37V36H88ZM137 37V38H138ZM146 37H144V38H146ZM153 37H155V36H153ZM161 37H162V34H161ZM64 38V37H63ZM66 38V37H65ZM64 38V39H65ZM76 38V37H75ZM79 38V39H80ZM93 38V37H92ZM95 38V37H94ZM93 38V39H94ZM98 38V37H97ZM110 38V39H109ZM125 38V37H124ZM136 38V37H135ZM141 38H143V36L141 37ZM140 38V39H141ZM143 38V39H144ZM159 37H156V39H158ZM163 38V37H162ZM59 39H61V37L59 38ZM63 39V40H64ZM68 39V38H67ZM71 39V38H70ZM72 39H74V37L72 38ZM128 39H131V38H128ZM128 39L126 40V41H124V42H126L127 43V41H128ZM139 39V38H138ZM152 39V38H151ZM155 39V38H154ZM159 39H161V38H159ZM66 40V39H65ZM69 40V39H68ZM81 40V39H80ZM87 40V39H86ZM89 40H92V39H89ZM100 40V39H99ZM134 40V39H133ZM148 40V39H147ZM163 40V39H162ZM172 40V41H171ZM3 41H4V39H3ZM70 41V40H69ZM76 41H77V39H76ZM79 41V40H78ZM135 41H137V39L135 40ZM153 41V40H152ZM160 41V40H159ZM164 41V40H163ZM62 42V41H61ZM71 42V41H70ZM73 42V41H72ZM84 42V41H83ZM83 42L81 43V44H83ZM86 42V41H85ZM91 42V44H93L92 43V41H90ZM94 42V41H93ZM97 42V41H96ZM130 42H132V39L130 40ZM139 42H140V40L138 41V44H137V42H136V45L138 46L139 45ZM12 43V42H11ZM63 43V42H62ZM75 43V42H74ZM89 43V42H88ZM95 43V42H94ZM125 43V44H126ZM142 43V42H141ZM141 43H140V45H141ZM148 43V42H147ZM153 43V42H152ZM154 43H155V40H154ZM153 43V44H154ZM157 43H158V41H157ZM166 43V44H167ZM56 44V43H55ZM70 44V43H69ZM73 44V43H72ZM72 44H70V46L72 45ZM77 44V43H76ZM80 44V45H81ZM96 44H94L95 46H96ZM129 44V43H128ZM135 44V42L133 41V45ZM143 44V43H142ZM145 44V43H144ZM151 44V43H150ZM149 44V45H150ZM160 44V43H159ZM161 44H163V43H161ZM165 44V43H164ZM163 44V45H164ZM165 44V45H166ZM176 44V45H175ZM42 45H43V43H42ZM129 45H132V44H129ZM136 45H134V46H136ZM147 45V44H146ZM158 45V44H157ZM156 45V46H157ZM170 45V44H169ZM49 46V45H48ZM53 46V45H52ZM56 46V45H55ZM64 46H66V44L64 45ZM74 46V45H73ZM73 46H72V48H73ZM77 46V45H76ZM79 46V45H78ZM92 47H93V45H91ZM94 46V47H95ZM98 46V49L100 48ZM101 46V50H102V47ZM136 46V47H137ZM156 46H155V48H154V50L157 52V48H158V46H157V48H156ZM42 47V46H41ZM44 47H47V46H44ZM56 47H59V46H56ZM68 47V46H67ZM81 47V46H80ZM79 47V48H80ZM85 47V46H84ZM88 47V46H87ZM91 47V49H93ZM133 47V46H132ZM131 47V48H132ZM148 47V46H147ZM151 47V46H150ZM163 47V46H162ZM171 47V46H170ZM170 47H169V50H170ZM53 49H54V47H52ZM64 48V47H63ZM66 48V47H65ZM64 48V49H65ZM69 49H70V47H68ZM86 48V47H85ZM84 48V49H85ZM90 48V47H89ZM96 48V47H95ZM144 48V47H143ZM168 48V47H167ZM172 48V47H171ZM58 49V48H57ZM69 49H67V50H69ZM74 49H76L75 48V46H74ZM81 49V48H80ZM80 49H78V50H80ZM97 49V48H96ZM96 49H94L95 51H96ZM97 49V52H95L94 50L93 51H89V52H92V54H93V52H95V53H97L98 54V51L100 50H98ZM133 49H135V48H133ZM162 49V48H161ZM166 49V48H165ZM179 49V48H178ZM177 49V50H178ZM181 49H180V51H181ZM73 50V49H72ZM72 50H70V51H72ZM77 50V49H76ZM103 50V51H104ZM136 50H138V49H136ZM136 50H135V53L137 54V52H136ZM142 50V49H141ZM43 51H44V49H43ZM54 51V50H53ZM62 51V50H61ZM60 51V52H61ZM84 52H85V50H83ZM82 51V52H83ZM86 51H87V49H86ZM129 51V52H128ZM130 51H132V52H130ZM140 51V50H139ZM138 51V52H139ZM150 51V50H149ZM179 51V50H178ZM56 52V51H55ZM63 52V51H62ZM83 52V53H84ZM88 52V53H89ZM100 52V51H99ZM104 52V53H105ZM122 52V53H121ZM142 52H144V51H142ZM173 52H171V53H173ZM75 53V52H74ZM101 53L102 52H100L98 55H99V57H101ZM103 53V54H104ZM112 53H115L116 54V56L117 57H115V54H114V56H113V54ZM141 53V52H140ZM140 53H138V56H139V54ZM162 52H160V54H161ZM171 53H169V54H171ZM177 53V52H176ZM179 53V52H178ZM182 53V52H181ZM181 53H179L180 55H181ZM44 54V53H43ZM60 54V53H59ZM58 54V55H59ZM65 54V53H64ZM63 54V55H64ZM68 54V56H69V53H67ZM66 54V55H67ZM73 54V53H72ZM87 54V53H86ZM89 54H91V53H89ZM102 54V55H103ZM136 54H135V56H136ZM152 54V53H151ZM154 54H156V53H153V55H151L152 57L154 56ZM157 54H158V52H157ZM159 54V55H160ZM165 54V53H164ZM76 55V54H75ZM80 55H82V54H80ZM79 55V56H80ZM105 55V54H104ZM129 55V56H128ZM134 55V54H133ZM142 55H144V54H142ZM141 55V56H142ZM146 55H148V53L146 54ZM145 55V56H146ZM150 55V54H149ZM163 55V54H162ZM44 56V55H43ZM54 56H55V54H54ZM70 56H71V54H70ZM73 56V55H72ZM78 56V55H77ZM83 56H85V55H82V58H83ZM89 56V55H88ZM87 56V57H88ZM95 56V55H94ZM125 58H124V57ZM135 56L134 57H132V59L133 58H135ZM156 56V55H155ZM164 56V55H163ZM167 56V55H166ZM45 57V56H44ZM43 57V58H44ZM59 57H60V55H59ZM96 57H98V56H96ZM113 57H115V58H113ZM144 57V56H143ZM147 57V56H146ZM157 57H158V55H157ZM157 57H155V58H157ZM172 56L170 55V58H171ZM41 58V57H40ZM40 58H39V60H40ZM62 58H64V57H62ZM79 58V57H78ZM90 57H88V59H89ZM94 58V57H93ZM164 58V57H163ZM167 59H168V56L166 57ZM169 58V59H170ZM172 58H174V57H172ZM190 58V59H189ZM46 59V58H45ZM44 59V60H45ZM60 59V58H59ZM67 59V58H66ZM81 59V58H80ZM91 59V58H90ZM98 59V58H97ZM147 59V58H146ZM153 59H154V57H153ZM161 59V58H160ZM185 59H186V61H185ZM188 59H189V61H188ZM192 59V60H191ZM202 60V62L204 63V65H205V67H208L209 65L211 66H213L214 68H212V69H210L211 67H208L209 68V70H210V72L208 71V72H206V70H208V68L207 69H204L203 70V68H200V66L199 67H197V68H200L199 70H200V73L202 74V76H201V74H199V73H197L196 71H191L192 69H193V67L194 68H196L195 67V65L197 66V63H195V61L196 60ZM57 60V59H56ZM63 60V59H62ZM61 60V61H62ZM101 60V59H100ZM127 60V61H126ZM140 60V59H139ZM164 60H166L165 58H164ZM41 61V60H40ZM39 61V62H40ZM50 61V60H49ZM67 61H69V60H67ZM74 61V60H73ZM77 61V60H76ZM95 61V60H94ZM97 61V60H96ZM95 61V62H96ZM142 61V60H141ZM143 61H145V60H143ZM149 61V60H148ZM158 61V60H157ZM167 61V60H166ZM44 62V61H43ZM46 62H48V61H46ZM58 62H59V60H58ZM79 62V61H78ZM82 62V61H81ZM85 62H86V60H85ZM98 62H99V60H98ZM123 62H125L124 64H126V63H128L129 65H132V66H130L131 68H132V70H130V71H123L124 69V65H122L123 64ZM161 62H162V59H161ZM197 62V61H196ZM201 62V63H202ZM57 63V62H56ZM74 63V62H73ZM93 63V61L91 62V64ZM121 63V64H120ZM133 63V64H132ZM141 63H143V62H141ZM151 63V62H150ZM158 63V62H157ZM160 63V62H159ZM165 63V62H164ZM198 63L200 64V62L198 61ZM202 63V64H203ZM51 65L53 64V62H51L50 63ZM59 64H61V63H59ZM80 64V63H79ZM87 64H89V61H88V63ZM90 64V65H91ZM100 64H101V62H100ZM99 64V65H100ZM145 64V66H143V64H140L139 63V65H141V66H143V67H145L146 68V64H147V61L144 63ZM152 64V63H151ZM150 64V65H151ZM195 64V65H194ZM206 64H208V65H206ZM40 65H42L41 63H40ZM65 65V64H64ZM72 65V64H71ZM94 65V64H93ZM97 65H98V63H97ZM120 66V65H122V71L120 72L119 70L121 69H119V70H116V67L117 66ZM136 65V66H135ZM149 65V64H148ZM153 65H154V62H153ZM160 65V64H159ZM163 67H164V64L162 63L161 64ZM194 65V66H193ZM58 66V65H57ZM74 66H76V65H74ZM73 66V67H74ZM83 66H84V64H83ZM102 66H100L101 68H102ZM118 66V67H119ZM161 66V67H162ZM62 67V66H61ZM91 67V66H90ZM96 67V66H95ZM94 67V68H95ZM98 67V66H97ZM121 67V66H120ZM126 68H128L127 66H125ZM147 67H149V66H147ZM151 67H152V65H151ZM151 67H149L151 70H152V68ZM155 67H157L156 66V63H155ZM160 67V66H159ZM160 67V68H161ZM165 67L167 68V66L165 65ZM204 67V66H203ZM43 68H44V66H43ZM42 68V69H43ZM52 68V67H51ZM51 68H49V69H51ZM64 68V67H63ZM65 68H67V67H65ZM76 68H78V67H76ZM125 68V69H126ZM145 68H143V69H145ZM165 68V69H166ZM169 68H171V67H169ZM217 68V69H216ZM40 69V68H39ZM74 69V68H73ZM84 69V68H83ZM118 69V68H117ZM134 69V70H133ZM147 70H148V68H146ZM145 69V70H146ZM175 69V70H174ZM201 69H202V71H201ZM76 71H80V69H75ZM89 70V69H88ZM87 70V71H88ZM95 70V72H96V69H94ZM97 70H99V69H97ZM150 70V71H151ZM155 70V69H154ZM154 70H152V71H154ZM162 70H164L163 68H162ZM162 70L160 71V72H162ZM193 70H195V69H193ZM41 71V70H40ZM39 71V72H40ZM52 71V70H51ZM50 71V72H51ZM76 71H74V73L76 72ZM78 71V72H79ZM91 71H93V70H91ZM139 71V70H138ZM149 71V73L148 74H150V73H152V72H150ZM158 71V70H157ZM165 71V70H164ZM163 71V72H164ZM193 73L192 75L193 76H195V77H198V75L197 74H199V79L197 78L196 80H198V82H195L194 81V77H192V79H190L191 77V75H189L188 76V74H191V72ZM57 72H59L58 70H57ZM56 72V73H57ZM70 72V71H69ZM84 72H85V70H84ZM94 72V71H93ZM99 72V71H98ZM126 72V73H125ZM140 72H143V71H140ZM139 72V73H140ZM162 72V73H163ZM189 72V73H188ZM194 72H196V75H195V73ZM52 73V72H51ZM53 73H55L54 72V70H53ZM55 73V74H56ZM62 73H63V71H62ZM89 73V72H88ZM125 73V74H124ZM46 74V73H45ZM80 74V73H79ZM87 74V73H86ZM153 75L155 74V71H154V73H152ZM151 74V75H152ZM157 74H158V72H157ZM156 74V75H157ZM159 74H161V73H159ZM187 74V75H186ZM81 75V74H80ZM93 75V74H92ZM143 76V73H141L139 76ZM146 75V74H145ZM150 75V76H151ZM180 75V76H179ZM21 76V75H20ZM55 76H58V78H60V84H61V77H59V75H54V77ZM64 75H62V77H63ZM68 76V75H67ZM66 76V77H67ZM71 76V75H70ZM88 76V75H87ZM141 76V77H142ZM169 76V77H168ZM22 77V79H23V76H21ZM45 77V76H44ZM46 77H47V75H46ZM72 77V76H71ZM79 76H77L76 78H78ZM81 77V76H80ZM94 77H95V75H94ZM94 77H92V78H94ZM99 77V78H100ZM146 77H147V75H146ZM157 77V76H156ZM179 77V78H178ZM180 77L182 78V79H180ZM53 77H51V79H52ZM68 78V77H67ZM76 78H74L75 80H76ZM81 78H83V77H81ZM80 78V79H81ZM85 79H86V77H84ZM87 78H90L89 76L87 77ZM97 77H95V79H96ZM143 78H144V76H143ZM6 79V78H5ZM21 79V78H20ZM63 79H64V77H63ZM84 79V80H85ZM142 79V78H141ZM157 78H152V79H150V81L151 80H156ZM8 80V79H7ZM45 80V79H44ZM48 80V79H47ZM54 80V79H53ZM65 80V79H64ZM78 80V79H77ZM83 80V79H82ZM81 80V81H82ZM83 80V81H84ZM89 80V79H88ZM143 81L145 80V78L144 79H142ZM167 80V79H166ZM1 81V80H0ZM52 81V80H51ZM59 81V80H58ZM67 81V80H66ZM74 81V80H73ZM98 80H96V82H97ZM100 81V80H99ZM149 81V82H150ZM6 82H8V81H6ZM24 83H25V81H23ZM27 82H28V80H27ZM26 82V83H27ZM93 82V81H92ZM153 82V81H152ZM2 83H3V81H2ZM2 83H0L1 85H2ZM47 83H48V81H47ZM56 83H57V80H56ZM76 83H79V82H76ZM139 83H141V84H139ZM145 83V82H144ZM69 83H67L66 85H68ZM75 84V83H74ZM82 84V83H81ZM80 84V85H81ZM83 84H85V83H83ZM88 84H90V82H88ZM96 84H99L98 82L96 83ZM95 84V85H96ZM4 85V84H3ZM45 85H47L46 84V82H45ZM65 85V84H64ZM79 85V84H78ZM145 85V84H144ZM90 86V85H89ZM98 85H96V87H97ZM164 86H165V84H164ZM168 86V85H167ZM166 86V87H167ZM168 86V87H169ZM5 87V86H4ZM61 87V86H60ZM69 87V86H68ZM75 87V86H74ZM78 87V86H77ZM84 87V86H83ZM161 87V88H160ZM165 87V88H166ZM70 88V87H69ZM78 88H81L80 86L78 87ZM85 88V87H84ZM98 88V89H97ZM96 89L97 90H99V87H97ZM164 88V89H165ZM47 89V88H46ZM59 89V88H58ZM71 89H72V86H71ZM83 89V88H82ZM88 89V88H87ZM95 89V88H94ZM168 89V88H167ZM5 90V89H4ZM48 90H49V88H48ZM50 90H52V88L50 89ZM75 90V92H76V88L74 89ZM73 90V91H74ZM171 90V89H170ZM171 90V91H172ZM1 91V90H0ZM79 91H82V90H79ZM85 91V90H84ZM84 91H82V92H84ZM88 91H90V90H88ZM92 91V90H91ZM95 91V90H94ZM93 91V92H94ZM149 91H150V89H149ZM4 92V91H3ZM49 92V91H48ZM53 92V91H52ZM61 92V91H60ZM64 92H66V91H64ZM82 92H81V94H82ZM1 93V92H0ZM45 93H47V92H45ZM78 93V92H77ZM86 93V92H85ZM94 93H96V92H94ZM152 93H154V92H152ZM152 93H151V95H152ZM168 93H169V89H168ZM167 90H166V97H167ZM49 94H51V93H49ZM54 94V93H53ZM52 94V95H53ZM61 94V93H60ZM64 94V93H63ZM72 94V93H71ZM73 94H74V92H73ZM90 94V93H89ZM93 94V93H92ZM98 94H97V96H98ZM170 94V93H169ZM47 95V98L49 97L48 96V94H46ZM46 95H45V97H46ZM51 95V96H52ZM84 96H85V94H83ZM87 95H88V92H87ZM170 95V96H171ZM6 96V95H5ZM50 96V98H54V97H51ZM55 96V95H54ZM74 97L76 96V95H73ZM79 96H80V94H79ZM82 96V95H81ZM94 96V95H93ZM169 96V95H168ZM171 96V97H172ZM4 96H2V98H3ZM66 97V96H65ZM92 97V96H91ZM90 97V98H91ZM96 97V96H95ZM98 97V98H99ZM152 97V96H151ZM150 97V98H151ZM155 97H153V98H155ZM1 98V97H0ZM5 98H7V97H5ZM40 98V100H41V97H39ZM43 99H44V97H42ZM47 98H45V99H47ZM73 98V97H72ZM78 98H80V97H78ZM83 98V97H82ZM169 98V97H168ZM87 99H89V98H87ZM156 99V98H155ZM3 100V99H2ZM4 100H6V99H4ZM55 100H56V98H55ZM65 100H67V99H65ZM70 100V99H69ZM168 100V99H167ZM1 101V100H0ZM39 101V100H38ZM42 101V100H41ZM50 101V100H49ZM85 101H87V100H85ZM100 101V100H99ZM68 102V101H67ZM80 102V100L78 101V103ZM84 102V101H83ZM1 103V102H0ZM3 103L5 104L6 103V101L4 102L3 101ZM9 103V102H8ZM42 103V102H41ZM64 103V102H63ZM69 103V102H68ZM72 103H73V105H74V102L72 101ZM88 103V102H87ZM92 103V102H91ZM94 103V102H93ZM45 104V103H44ZM51 104V103H50ZM52 105V104H51ZM91 105V104H90ZM93 105V104H92ZM95 105V104H94ZM93 105V106H94ZM167 105V106H166ZM3 106V105H2ZM40 106V105H39ZM45 106V105H44ZM66 106H67V104H66ZM80 106H81V104H80ZM89 106V105H88ZM95 106H97V105H95ZM165 106H166V109L169 107L170 108V111H164L163 109L165 108ZM4 107V106H3ZM37 107V106H36ZM46 107V106H45ZM50 107V106H49ZM68 107V106H67ZM71 107V106H70ZM76 107V106H75ZM83 107V105L81 106V108ZM99 106H98V108H100ZM5 108V107H4ZM40 108V107H39ZM41 108H42V106H41ZM44 108V107H43ZM48 108V107H47ZM51 108H53V107H51ZM57 108V107H56ZM78 108V107H77ZM89 108V107H88ZM163 108V109H162ZM49 109V108H48ZM47 109V110H48ZM54 109V108H53ZM63 109V108H62ZM115 109H117L115 112H116V114H117V116L120 114V116H122V117H120V116H118L119 118H118V120L117 119H115V121H114V118L116 117H114L113 118V115L115 114V112H114V110ZM2 110V109H1ZM41 110V109H40ZM87 110H89V109H87ZM90 110H91V107H90ZM161 110H163L164 112L162 113L161 112ZM5 111V110H4ZM3 111V112H4ZM52 111V110H51ZM64 111V110H63ZM92 111V110H91ZM90 111V112H91ZM120 113H119V112ZM47 112H50V111H47ZM69 112H72V111H69ZM89 112V111H88ZM113 112H114V114H113ZM42 113V112H41ZM54 113V112H53ZM82 113V112H81ZM84 113V112H83ZM55 114V113H54ZM67 114V113H66ZM71 114V113H70ZM85 114V113H84ZM3 115V114H2ZM39 115V114H38ZM44 115V114H43ZM48 115V114H47ZM50 116V115H49ZM49 116H47V117H49ZM57 116V114L56 115H54V118ZM66 116V115H65ZM73 116H74V114H73ZM86 116V115H85ZM38 117H40V116H38ZM52 117V116H51ZM50 117V118H51ZM59 117V116H58ZM75 117V116H74ZM3 118V117H2ZM1 118V119H2ZM49 118V119H50ZM63 118V117H62ZM101 118V117H100ZM0 119V120H1ZM40 119V118H39ZM51 119H53V117L51 118ZM81 119V118H80ZM83 119V118H82ZM81 119V120H82ZM8 120H9V117H8ZM48 120V119H47ZM59 120H61V118L59 117ZM63 120H65V119H63ZM85 120V119H84ZM99 120V119H98ZM117 120V121H116ZM49 121V120H48ZM54 121V120H53ZM36 122H38V121H36ZM89 122V121H88ZM93 122H96L95 120L93 121ZM98 122V121H97ZM9 122L7 121V124H8ZM84 123H86V122H84ZM90 123H92V122H90ZM67 124V123H66ZM88 124V123H87ZM100 124V123H99ZM3 124H1L0 125V127L2 126ZM46 125V124H45ZM49 125V124H48ZM59 125V124H58ZM70 125V124H69ZM89 125V124H88ZM92 125V124H91ZM96 125V124H95ZM101 125V124H100ZM3 126H5V124L3 125ZM51 126V125H50ZM64 126V125H63ZM65 126H67V125H65ZM65 126H64V128H65ZM98 126V125H97ZM96 126V127H97ZM36 127V126H35ZM60 127H61V125H60ZM59 127V128H60ZM83 127V126H82ZM8 128V127H7ZM84 128V127H83ZM4 129V128H3ZM48 129V128H47ZM51 129H52V127H51ZM54 129V128H53ZM63 129V128H62ZM67 129H68V127H67ZM71 129H72V127H71ZM98 129H99V127H98ZM5 130V129H4ZM49 130H50V128H49ZM64 130H66V129H64ZM6 131V130H5ZM38 131V130H37ZM56 131V130H55ZM63 131V130H62ZM78 131H79V129H78ZM98 131V130H97ZM34 132V131H33ZM42 132V131H41ZM48 132V131H47ZM52 132H54L53 130H52ZM6 133V132H5ZM8 133V132H7ZM29 133V132H28ZM56 133V132H55ZM61 133V132H60ZM63 133H64V131H63ZM67 133V132H66ZM191 133V134H190ZM26 134V133H25ZM48 134H50V133H48ZM74 134V133H73ZM5 135V134H4ZM36 135V134H35ZM47 135V134H46ZM52 135V134H51ZM169 135H172L173 136V138L172 139H169V138H171ZM1 136V135H0ZM28 136H32V135H30V134H28ZM56 136V135H55ZM65 136H67V135H65ZM64 136V137H65ZM74 136V135H73ZM2 137V136H1ZM6 137V136H5ZM43 137V136H42ZM101 137H99V138H101ZM3 139H4V136L2 137ZM28 138V137H27ZM45 138H46V136H45ZM9 139V138H8ZM36 139H38V138H36ZM80 139H82V138H80ZM2 140V139H1ZM6 139H4V140H2V141H5ZM33 140V139H32ZM39 140V139H38ZM37 140V141H38ZM40 140H41V138H40ZM39 140V142H41L42 140H44V139H42L41 141ZM94 140V139H93ZM9 141V140H8ZM13 141V140H12ZM35 141V140H34ZM36 141V142H37ZM49 141V140H48ZM51 141V140H50ZM78 141V140H77ZM23 142V141H22ZM27 142V141H26ZM26 142H25V144H26ZM32 142V141H31ZM44 142V141H43ZM46 142V141H45ZM60 142V141H59ZM74 142V141H73ZM98 142V144H100ZM0 143H1V141H0ZM48 143V142H47ZM46 143V144H47ZM50 143V142H49ZM48 143V144H49ZM56 143H58L57 141H56ZM62 143V142H61ZM60 143V144H61ZM3 144V143H2ZM1 144V145H2ZM7 144V143H6ZM12 146H13V144L12 143H10ZM9 144V146H11ZM24 144V143H23ZM32 144H34V143H32ZM31 144V145H32ZM36 144V143H35ZM34 144V145H35ZM39 144V143H38ZM45 144V143H44ZM43 143H42V145H44ZM59 144V143H58ZM57 144V145H58ZM5 145V144H4ZM8 145V144H7ZM6 145V146H7ZM41 145V144H40ZM41 145V146H42ZM49 145H51V144H49ZM69 145V144H68ZM82 145V144H81ZM90 145V144H89ZM95 145V144H94ZM15 146V145H14ZM37 145H35V147H36ZM51 146H54V145H51ZM60 146V145H59ZM65 146V145H64ZM63 146V147H64ZM78 146V145H77ZM100 145H98V147H99ZM1 147H4L3 145L1 146ZM46 147V146H45ZM54 147H56V145L54 146ZM68 147V146H67ZM75 146H74V144H73V147L72 148H74ZM82 147V146H81ZM91 148H94V147H92V146H90ZM96 147V146H95ZM101 147V146H100ZM7 148H9V147H7ZM22 148H23V146H22ZM26 148V147H25ZM28 148H29V146H28ZM31 148V147H30ZM29 148V149H30ZM56 148H58V147H56ZM60 148V147H59ZM58 148V149H59ZM69 148V147H68ZM79 148V147H78ZM1 149H3V148H1ZM0 149V150H1ZM13 149V148H12ZM24 149V148H23ZM43 149V148H42ZM45 149V148H44ZM53 149V148H52ZM65 149H67V148H65ZM64 149V150H65ZM100 149V150H101ZM121 150L122 151V149H123V153H119V151L118 150ZM126 149V148H125ZM127 149H126V151H127ZM4 150V149H3ZM31 150V149H30ZM46 150V149H45ZM60 150V149H59ZM70 150V149H69ZM72 150V149H71ZM88 150V149H87ZM91 151H93L92 149H90ZM95 150H98V148H96ZM2 151V150H1ZM7 151H9L8 149L6 150V152ZM25 151V150H24ZM33 151H35V149H33ZM38 151V150H37ZM40 151V150H39ZM43 151V150H42ZM47 151H49L48 149H47ZM60 151H62V148H61V150ZM60 151H59V154H60ZM66 151V150H65ZM99 151V150H98ZM175 151V154L177 153ZM181 151V152H180ZM54 152V151H53ZM52 152V153H53ZM71 152V151H70ZM72 152H74L75 153V151H73L72 150ZM79 152V151H78ZM97 152V151H96ZM9 153V152H8ZM38 153V152H37ZM45 153V152H44ZM82 153V152H81ZM93 153V152H92ZM6 154V153H5ZM4 154V155H5ZM22 154L24 155V153H23V151H22ZM47 154V153H46ZM57 154V153H56ZM77 154V153H76ZM86 154V153H85ZM88 154V153H87ZM100 154V152L98 153V155ZM3 155V156H4ZM8 155V154H7ZM7 155H5V157L4 158H6L7 159ZM50 155H52V154H50ZM64 155H66V154H64ZM74 155V154H73ZM183 155H184V157H183ZM26 156V155H25ZM45 156V155H44ZM53 156H54V153H53ZM57 156V155H56ZM63 156V155H62ZM94 156V155H93ZM128 155H126V159L128 158L127 157ZM170 156V157H171ZM36 157H38V156H36ZM50 157V156H49ZM55 157V156H54ZM73 157V156H72ZM74 157H76V156H74ZM73 157V158H74ZM102 157V156H101ZM114 157H116L115 159H114ZM175 157H176V155H175ZM175 157L173 158L174 159V162H175ZM178 157V156H177ZM2 158V157H1ZM9 158V157H8ZM26 158V157H25ZM52 158V157H51ZM51 158H47V160H51ZM87 158H89L90 159V156H88ZM92 158V157H91ZM119 158V157H118ZM118 158H117V160H118ZM131 158H130V160H131ZM162 158V161L164 160ZM20 159V158H19ZM23 159V158H22ZM29 159V158H28ZM39 160H40V158H38ZM38 159H37V162H38ZM42 159V158H41ZM44 160H45V158H43ZM42 159V160H43ZM82 159V158H81ZM84 159H86V158H84ZM93 159V158H92ZM120 159V158H119ZM125 158L124 159H122L123 161L124 160H126ZM134 159V158H133ZM145 159V160H144ZM168 159V160H167ZM1 160V159H0ZM10 160V159H9ZM21 160V159H20ZM34 160H36V159H34ZM41 160V161H42ZM54 160V159H53ZM52 160V161H53ZM66 160V159H65ZM72 160V159H71ZM94 160V159H93ZM121 160V159H120ZM140 160V159H139ZM164 160V161H165ZM178 160V159H177ZM180 160H179V162H180ZM54 161H56V160H54ZM53 161V162H54ZM86 161H87V159H86ZM96 161V160H95ZM95 161H90V162H95ZM119 161V160H118ZM142 161V162H143ZM157 161H160V160H158L157 159ZM157 161H152V166L151 167H153V168H155L154 166H153V162H157ZM165 161V162H166ZM187 161H183L184 163L186 162L187 164H188V162ZM6 162V161H5ZM9 162V161H8ZM57 162H59V161H57ZM62 162V161H61ZM77 162V161H76ZM89 162V163H90ZM120 162V161H119ZM124 162H127V160L126 161H124ZM130 162V161H129ZM135 162V164L136 163H138V161L136 162V161H134V160H132V164ZM141 161H139V163H140ZM141 162V163H142ZM161 163V165L158 163V165H157V163H156V165L159 167V165H160V167L162 166V164H163V168H164V166L165 165H168V164H166V163ZM169 162H170V160H169ZM173 162V161H172ZM177 163H178V161H176ZM182 162V163H183ZM2 163V162H1ZM7 163V162H6ZM24 163H26V162H24ZM32 163H35V162H32ZM43 163H44V161H43ZM48 163H49V161H48ZM63 163V162H62ZM65 163V162H64ZM68 163V162H67ZM66 163V164H67ZM71 163V162H70ZM86 163V162H85ZM98 163V162H97ZM96 163V164H97ZM101 163V164H102ZM140 163V164H141ZM176 163V164H177ZM184 163H183V166L185 167V165H184ZM5 163H3V165H4ZM30 164V163H29ZM28 164V165H29ZM39 164H40V162H39ZM56 164V163H55ZM55 164H52V166H54ZM88 164V163H87ZM100 164V163H99ZM102 164V165H103ZM115 164V166H114V168H113V165ZM120 164L122 165L123 164V162L121 161L120 162ZM132 164H131V166H132ZM139 164V166H144V165H140ZM165 164V165H164ZM180 165H181V163H179ZM45 165V164H44ZM60 165V164H59ZM62 165V164H61ZM92 165V164H91ZM127 165V164H126ZM130 165V164H129ZM129 165H127V169H128V167H129ZM155 165V164H154ZM170 165H173V163H170ZM170 165H168L169 167H170ZM179 165V166H180ZM2 166V165H1ZM5 166H7V165H5ZM34 166H36L35 164L32 166V167H34ZM38 166V165H37ZM43 166V165H42ZM64 166H66V165H64ZM69 166V165H68ZM67 166V167H68ZM85 166H86V164H85ZM119 166V165H118ZM125 166V165H124ZM138 166V167H139ZM147 166H145V167H147ZM156 166V167H157ZM182 166V167H183ZM190 166V167H191ZM259 166V167H258ZM8 167H9V165H8ZM30 167H31V164H30ZM48 167H51V165L50 166H48ZM75 167V166H74ZM77 167V166H76ZM87 167V166H86ZM93 166H91V168H92ZM99 167H101V165H99ZM120 167V166H119ZM135 167H137V166H135ZM134 166H132V168H131V170L133 169L134 170V168H135ZM157 167V168H158ZM173 167V166H172ZM1 168H3V166L1 167ZM0 168V169H1ZM38 167H36V169H37ZM62 168H65V167H63V165H62ZM71 168V167H70ZM125 168V167H124ZM123 168V169H124ZM142 168H144V167H142ZM168 168V167H167ZM166 168V169H167ZM171 168V167H170ZM179 168V167H178ZM187 168L189 169V166H187ZM4 169V168H3ZM7 169H9V168H7ZM35 169V170H36ZM39 169V168H38ZM52 169V168H51ZM68 169H69V167H68ZM67 169V170H68ZM72 169V168H71ZM70 169V170H71ZM136 169V168H135ZM149 170L150 169V167H149V169H148V167L147 168H144V170ZM152 169V168H151ZM150 169V170H151ZM162 169V168H161ZM169 169V168H168ZM172 169V168H171ZM184 169V168H183ZM29 170H30V168H29ZM42 170V169H41ZM46 170H47V168H46ZM53 170H54V168H53ZM52 170V171H53ZM59 170V169H58ZM65 170H66V168H65ZM111 170V171H110ZM121 170V169H120ZM120 170H118V172L120 171ZM125 170V169H124ZM130 170V169H129ZM129 170H127V171H129ZM130 170V171H131ZM133 170H132V172H133ZM137 170H139V168L137 169ZM144 170H142L143 172H144ZM147 170H146V172H145V174L147 173L148 174V172L150 173V170L147 172ZM154 169H152V171H153ZM163 171H167L166 173H168V172H170V171H172V170H170V171H168V170H164V169H162ZM176 170V169H175ZM178 170V169H177ZM176 170V171H177ZM186 170V169H185ZM6 172H7V170H5ZM60 171V170H59ZM84 171V170H83ZM123 171V170H122ZM122 171H121V173H122ZM140 171V170H139ZM138 171V172H139ZM151 171V172H152ZM160 169H159V173H160ZM162 171V172H163ZM4 172V171H3ZM36 172V171H35ZM45 172V171H44ZM51 172V171H50ZM50 172H49V174H50ZM55 172V171H54ZM61 172H63V171H61ZM67 172V171H66ZM71 172V171H70ZM155 172V171H154ZM156 172H158V171H156ZM173 172V171H172ZM187 172V171H186ZM189 172V171H188ZM42 173V172H41ZM47 173V172H46ZM52 173V172H51ZM56 174H58L57 172H55ZM55 173H52V175L53 174H55ZM64 174H65V171L63 172ZM62 173V174H63ZM96 173V172H95ZM94 173V174H95ZM104 173H103V176L102 177H105V182H107V179L109 178L108 176V178L106 179V176H104ZM135 173V172H134ZM133 173V174H134ZM164 173V172H163ZM1 174V173H0ZM36 174V173H35ZM43 174V173H42ZM67 174V173H66ZM70 174V173H69ZM72 174V173H71ZM91 174V173H90ZM90 174H89V176H90ZM97 174V173H96ZM125 174H126V170H125ZM136 174V173H135ZM151 174V173H150ZM153 174V173H152ZM152 174L150 175V178H151V176H152ZM155 174V173H154ZM171 175V176H173V174H171V173H168V175ZM176 174H177V172H176ZM179 174V173H178ZM184 174V173H183ZM186 174V173H185ZM38 175V174H37ZM44 175V174H43ZM59 175V174H58ZM92 175V174H91ZM112 175V176H113ZM117 175V174H116ZM130 175V174H129ZM128 175V176H129ZM132 175V174H131ZM139 175H144L143 173L141 174H139L138 173V175H136V176H138V177H136V178H139ZM158 175V174H157ZM156 175V176H157ZM165 175V174H164ZM186 175V176H187ZM191 175V176H190ZM2 176V175H1ZM45 176H46V174H45ZM45 176H43V177H45ZM54 176H56V175H54ZM89 176H88V178H89ZM94 176V175H93ZM100 176V175H99ZM100 176V177H101ZM127 176V177H128ZM145 177H147L148 175H144ZM155 176V175H154ZM154 176H152V179H153V177ZM160 176V175H159ZM158 176V177H159ZM161 176H163V174L161 173ZM171 176H165L166 178H168V177H170V179H174L173 181L175 182V178L174 177H171ZM181 176H182V174H181ZM186 176H182V177H184V178H186ZM190 176V177H189ZM217 176H220V178H219V180H220V184L221 183H224L223 181L225 180V182L227 181V182H229L230 180H232V182L234 181L235 183H233L232 184V187H229V188H227L226 190H227V193H226V191H224L223 193H222V191H221V193H222V195H218V194H216L217 196H214L215 195V193L213 194V192H211L210 193V191L214 188L215 189V187L217 186L218 187V183L217 182H219V181H216V177ZM39 177V176H38ZM48 177V176H47ZM50 177V176H49ZM58 177V176H57ZM96 177H97V175H96ZM126 177V176H125ZM132 177V176H131ZM142 178H143V176H141ZM145 177H144V179H145ZM158 177H156V178H158ZM176 177V176H175ZM179 177H180V175H179ZM221 177L224 179V180H221ZM1 178V177H0ZM40 178V177H39ZM93 178V177H92ZM92 178H91V180H92ZM98 178V177H97ZM112 178V177H111ZM111 178H110V180H111ZM113 178H114V176H113ZM129 178H130V176H129ZM134 178V177H133ZM135 178V179H136ZM142 178H140L139 180H141ZM149 178V179H150ZM156 178H154V179H156ZM41 179V178H40ZM51 179V178H50ZM50 179H47V180H49L50 181ZM61 179V178H60ZM59 179V180H60ZM96 179V178H95ZM134 179V180H135ZM148 179V178H147ZM146 179V180H147ZM151 179V180H152ZM153 179V180H154ZM159 179V178H158ZM169 179V178H168ZM169 179V180H170ZM177 179L178 180H176V183L178 182V181H184V180H182L181 179V177H180V180H179V178L177 177ZM54 180H56V178L54 179ZM63 180V179H62ZM94 180V179H93ZM97 180V179H96ZM98 180H100V179H98ZM113 180H115V178L113 179ZM132 180L133 179H131L130 181L132 182ZM134 180H133V182H134ZM159 180H161V177H160V179ZM162 180H164L163 178H162ZM188 180V179H187ZM229 180V181H228ZM61 181V180H60ZM59 181V182H60ZM64 181V180H63ZM67 181V180H66ZM70 181V180H69ZM82 181V180H81ZM102 181H104V179L102 180ZM101 181V182H102ZM136 181H137V179H136ZM143 181V180H142ZM158 181V180H157ZM157 181H154V183H153V185L155 184V182H157ZM165 182H166V180H164ZM164 181H162L161 183L159 182V184H161V187L163 188L165 185L164 184H171L170 183V181L172 182V180H170V181H167L166 183H164V184H162ZM54 182V181H53ZM52 182V183H53ZM56 183H57V181H55ZM73 182V181H72ZM79 182V181H78ZM89 182H90V180H89ZM105 182H103V183H105ZM109 182V181H108ZM107 182V183H108ZM112 182V184H113V181H111ZM115 182V181H114ZM130 182V183H131ZM140 182V181H139ZM144 182V181H143ZM142 182V184H144ZM147 182V181H146ZM151 182V181H150ZM150 182H149V184H150ZM169 182V183H168ZM188 182H190L189 180H188ZM62 183V182H61ZM66 183H68V182H66ZM74 183V182H73ZM103 183H101V184H103ZM184 182H182V184H183ZM187 183V182H186ZM54 184V183H53ZM52 184V185H53ZM58 184V183H57ZM56 184V185H57ZM69 184V183H68ZM106 184V183H105ZM109 185H110V182L108 183ZM107 184V185H108ZM120 184V183H119ZM118 184V185H119ZM135 184H136V182H135ZM137 184H138V181H137ZM158 184V183H157ZM157 184L155 185V186H157ZM158 184V186H160ZM166 184V185H167ZM180 183H177V184H175V185H179ZM188 184V183H187ZM190 184V183H189ZM217 184V185H216ZM219 184V185H220ZM226 184H228V183H226ZM61 185H63V184H61ZM60 185V186H61ZM139 185H141V183L139 184ZM145 185V184H144ZM162 185H164V186H162ZM167 185V186H168ZM172 185V184H171ZM170 185V186H171ZM173 185H174V183H173ZM172 185V186H173ZM181 185V184H180ZM180 185H179V187H180ZM51 186V185H50ZM64 186V185H63ZM106 187V185H102V187ZM111 186H113V185H111ZM146 186V185H145ZM150 186V185H149ZM149 186H148V188H149ZM154 186V187H155ZM186 187L187 185H181V187L180 188H183V187ZM221 186V185H220ZM228 186V185H227ZM231 186V185H230ZM56 187V186H55ZM108 187V186H107ZM117 187V186H116ZM140 187V186H139ZM139 187H137V188H139ZM142 187H143V185H142ZM147 187V186H146ZM166 187V186H165ZM175 189H176V187L175 186H173ZM177 188L178 190L180 189V188ZM216 187V188H217ZM51 188V187H50ZM52 188H54V187H52ZM59 188V187H58ZM69 188V187H68ZM133 188H135L134 186H133ZM141 188V187H140ZM148 188L147 189H142V190H145V193H146V191L148 190ZM153 188V187H152ZM156 188V187H155ZM160 188V187H159ZM159 188H156V190L157 189H159ZM160 188V191L161 190H166L167 188H171V187H167L166 189L165 188ZM186 188H188V186L186 187ZM186 188H185V190H186ZM220 187H218L217 188V190H220L219 189ZM222 188V187H221ZM36 189H39V188H36ZM62 189H64V188H62ZM61 189V190H62ZM95 189V188H94ZM93 189V190H94ZM104 189V188H103ZM106 189V188H105ZM110 189H111V187H110ZM150 189H151V187H150ZM150 189L148 190V193L150 192ZM154 189V188H153ZM173 189V188H172ZM191 188H188L187 190H190ZM101 190V189H100ZM106 190H108V188L106 189ZM106 190L105 191H102V192H106ZM113 191H114V189H112ZM168 190H170V189H168ZM216 190V189H215ZM40 192H41V190H39ZM39 191L37 192V193H39ZM95 191V190H94ZM109 191H111V190H109ZM120 191V190H119ZM141 191V190H140ZM153 191V190H152ZM158 191V190H157ZM167 191V190H166ZM173 191V190H172ZM177 191V190H176ZM99 192H101V191H99ZM143 192V191H142ZM168 192V191H167ZM178 192H180V191H178ZM183 192V191H182ZM182 192H181V194H182ZM192 192V191H191ZM190 192V195H192V193ZM217 192V191H216ZM219 192V191H218ZM32 193H33V191H32ZM34 193H35V191H34ZM33 193V194H34ZM107 193H109V192H107ZM112 193V192H111ZM115 193H116V191H115ZM145 193H144V195H145ZM151 193V192H150ZM153 193L155 194L156 192H154L153 191ZM159 193V192H158ZM161 193H163V191H161ZM165 194H166V192H164ZM172 193V192H171ZM94 194H95V192H94ZM100 194V193H99ZM106 194V193H105ZM117 194V193H116ZM138 194H139V192H138ZM142 194V193H141ZM152 194V193H151ZM160 194V193H159ZM168 194V193H167ZM174 194V193H173ZM175 194H177V192L175 193ZM189 194V193H188ZM187 193H186V195H188ZM227 194H228V196H227ZM40 195V194H39ZM102 195H103V193H102ZM107 195H109V194H107ZM118 195H119V193H118ZM149 194H147V196H148ZM178 195V194H177ZM177 195H175V196H177ZM184 195V194H183ZM223 195H225V197H223ZM35 196V195H34ZM34 196L32 197L33 199H34ZM104 196V195H103ZM110 196V195H109ZM111 196H113V195H111ZM110 196V197H111ZM116 196V195H115ZM135 196V195H134ZM141 196V195H140ZM139 196V197H140ZM146 196V195H145ZM146 196V197H147ZM151 198H152V196L151 195H149ZM159 196V195H158ZM165 196V195H164ZM178 196H180V195H178ZM189 196V195H188ZM195 196V197H194ZM227 196V197H226ZM106 197V196H105ZM118 196H116V198H117ZM142 197H143V194H142ZM145 197V198H146ZM156 197V196H155ZM161 197V196H160ZM184 197H187V196H184ZM192 197V196H191ZM111 198H114V197H111ZM116 198H114V199H116ZM149 198V197H148ZM147 198V199H148ZM163 198V197H162ZM168 198H170V194H169V197ZM172 198H173V195H172ZM177 198H179V197H177ZM189 198V197H188ZM37 199H38V196H37ZM104 199H106V198H104ZM110 199V198H109ZM113 199V200H114ZM136 199V198H135ZM144 199V198H143ZM150 199V198H149ZM157 199H158V197H157ZM161 199V198H160ZM159 199V200H160ZM184 199V198H183ZM182 197H181V202H182ZM191 199V198H190ZM29 200H31V199H29ZM36 200V199H35ZM107 200H108V198H107ZM117 200V199H116ZM115 200V201H116ZM124 200H126V199H124ZM129 200V199H128ZM151 200H153V199H151ZM150 200V201H151ZM169 200V199H168ZM167 200V201H168ZM173 200V199H172ZM175 200H176V198H175ZM178 200H180V198L178 199ZM185 200L186 199H184V201L183 202H185ZM101 201H102V199H101ZM136 201V200H135ZM141 201V200H140ZM149 201V200H148ZM187 201V200H186ZM36 202V201H35ZM109 202L111 203V201L109 200ZM118 202H120V201H118ZM129 202V201H128ZM133 202H134V200H133ZM169 202H170V200H169ZM188 202V201H187ZM24 203H26V202H24ZM28 203V202H27ZM110 203L108 204V203H106V204H108V206L110 205ZM116 203V202H115ZM115 203H114V205H115ZM170 203H172V202H170ZM175 203H176V201H175ZM178 203V202H177ZM179 203H180V201H179ZM178 203V204H179ZM232 203V204H231ZM21 204V203H20ZM142 204V203H141ZM177 204V205H178ZM185 205H186V202L184 203ZM188 204V203H187ZM194 204V203H193ZM255 203L253 204V205H256ZM23 205V204H22ZM34 205V204H33ZM113 205V206H114ZM129 205V204H128ZM128 205H126V206H128ZM131 205H133V204H131ZM136 205V204H135ZM134 205V206H135ZM144 205H145V203H144ZM153 205H155V204H153ZM157 205V204H156ZM23 206H25V205H23ZM30 206H32L31 204H30ZM117 206V205H116ZM121 206V205H120ZM125 206V205H124ZM140 206H142V205H140ZM188 206V205H187ZM197 206V205H196ZM250 206V205H249ZM263 206V205H262ZM19 207H21V205L19 206ZM26 207V206H25ZM118 207V206H117ZM116 207V208H117ZM128 207H130V206H128ZM139 207V206H138ZM189 207V206H188ZM191 207V206H190ZM189 207V208H190ZM195 207V206H194ZM208 207V208H207ZM211 207H214V208H211ZM228 208L226 211H224L225 212V214L227 215V214H229L230 215V212H232L231 214H233L234 212L233 211H230V210H233V208ZM251 207H252V204H251ZM254 207V206H253ZM23 207H21V209H22ZM27 208H29V206H27ZM107 208V207H106ZM132 208V207H131ZM134 208V207H133ZM132 208V209H133ZM140 208V207H139ZM139 208H138V210H139ZM153 208V207H152ZM157 208V207H156ZM183 208V207H182ZM188 208V209H189ZM249 208V207H248ZM6 208H4L3 210H5ZM18 209V208H17ZM108 209H109V207H108ZM132 209H130V211L132 210ZM137 209V208H136ZM178 209V208H177ZM184 209V208H183ZM186 210H187V208H185ZM193 209V208H192ZM221 209V210H220ZM230 209V210H229ZM238 209V208H237ZM249 209H251V208H249ZM10 209L8 208V211H9ZM105 210V209H104ZM107 210V209H106ZM110 210H111V208H110ZM118 210V209H117ZM143 210V209H142ZM179 211L181 210L180 208L178 209ZM198 210V209H197ZM208 210V211H207ZM235 210V209H234ZM239 211H240V209H238ZM238 210H236V211H238ZM247 210V209H246ZM12 211V210H11ZM120 211V210H119ZM146 211V210H145ZM148 211V210H147ZM173 211H175V210H173ZM188 211V210H187ZM251 211V210H250ZM1 213L0 214H2L3 212H2V210L0 211ZM10 212V211H9ZM105 212V211H104ZM108 212V211H107ZM109 212H111V211H109ZM134 212V211H133ZM136 212H137V210H136ZM140 212V211H139ZM143 212V211H142ZM182 212H184V211H182ZM213 212H215V214L216 215H218L216 212V210L215 211H213ZM228 212V213H227ZM242 212V211H241ZM253 212H254V210H253ZM120 213H121V211H120ZM119 213V214H120ZM173 213V212H172ZM4 214H7V213H4ZM79 214H80V212H79ZM133 214H135V213H133ZM163 214H164V212H163ZM174 214H176V212L174 213ZM224 214V213H223ZM225 214H224V216H225ZM238 215L240 214L241 215V213H237ZM237 214H235L234 216H238ZM242 214H243V216H244V220L243 221H245V220H248L247 219V217L248 216H245V214L242 212ZM11 215V214H10ZM13 215V214H12ZM11 215V216H12ZM126 215V214H125ZM220 215V214H219ZM229 215H228V217H229ZM239 215V216H240ZM1 216V215H0ZM2 216H5L6 217V215H3L2 214ZM1 216V217H2ZM10 216V217H11ZM110 216V215H109ZM109 216H107V217H109ZM114 216H115V214H114ZM113 216V217H114ZM116 216H117V214H116ZM121 216H122V214H121ZM136 216H137V214H136ZM135 216V217H136ZM141 217H142V215H140ZM144 216V215H143ZM156 216V215H155ZM176 216V215H175ZM231 216V215H230ZM234 216H232V217H230L231 219H233V220H235V219H237V217L235 218ZM239 216H238V218H239ZM242 216V217H243ZM106 217V218H107ZM138 217V216H137ZM159 217H161V216H159ZM158 217V218H159ZM221 218H222V215L220 216ZM242 217H240V218H242ZM254 218V215L252 214V215H250L249 216V218ZM255 217H256V215H255ZM3 218V217H2ZM1 218V219H2ZM119 218V217H118ZM124 218V217H123ZM139 218V217H138ZM223 218H227V216H225V217H223ZM8 219H9V217H8ZM12 219V218H11ZM11 219H10V221H11ZM107 219H109V218H107ZM111 219V218H110ZM140 219V218H139ZM138 219V220H139ZM145 219V218H144ZM166 219H168V218H166ZM224 219V220H225ZM231 219H229L230 220V222L231 223H233L232 225H235V224H237V226L238 225H240L241 224V226H242V219H241V221H239L238 219V222H235V224H234V222H232L231 221ZM262 219V218H261ZM3 220V219H2ZM106 220V219H105ZM127 220V219H126ZM227 220H228V218H227ZM130 221V220H129ZM128 221V222H129ZM160 221V220H159ZM256 221H257V218H256ZM13 222V221H12ZM11 222V223H12ZM223 222V221H222ZM228 222V224H231V223H229V221H227ZM248 222H249V220H248ZM14 223V222H13ZM49 223V222H48ZM141 223V222H140ZM159 223H161V222H159ZM215 223V222H214ZM218 223H219V221H218ZM218 223H217V226L216 227H218V229H220V227L222 226V224H221V222H220V224L218 225ZM252 223V222H251ZM158 224V223H157ZM157 224H155V225H157ZM210 224V225H211ZM216 224V223H215ZM227 224V223H226ZM225 224V225H226ZM244 224V223H243ZM14 225V224H13ZM141 225V224H140ZM221 225V226H220ZM224 225V226H225ZM232 225H230V226H232ZM252 225V224H251ZM12 226V225H11ZM81 226V225H80ZM79 226V227H80ZM163 226H165L164 224H163ZM224 226H222V227H224ZM249 226V225H248ZM42 227V226H41ZM78 227V228H79ZM159 227V226H158ZM165 227H167V226H165ZM164 227V228H165ZM221 227V228H222ZM238 227H240V226H238ZM47 228V227H46ZM229 228H231V227H229ZM233 228V227H232ZM235 228H236V225H235ZM234 228V229H235ZM248 228V227H247ZM246 228V229H247ZM57 229V228H56ZM80 229V228H79ZM162 229V228H161ZM174 229V228H173ZM185 229V228H184ZM222 229H224V228H222ZM221 229V230H222ZM262 229V228H261ZM260 228H259V230H261ZM162 230H164V229H162ZM169 230V229H168ZM225 230H226V228H225ZM227 230H229L228 229V225H227ZM226 230V231H227ZM237 230V229H236ZM251 230V229H250ZM249 230V231H250ZM258 230V229H257ZM258 230V231H259ZM263 230V229H262ZM40 231V230H39ZM53 231V230H52ZM223 232H224V230H222ZM225 231V232H226ZM239 231L242 233V234H244V232H246L245 233V235L247 234L248 235V230L246 231H244L243 230V228L242 229H240L239 228ZM41 232H42V228H41ZM51 232V231H50ZM53 232H55V231H53ZM164 232V231H163ZM165 232H168V231H165ZM181 232V231H180ZM221 232V231H220ZM222 232V233H223ZM228 232V231H227ZM233 232V231H232ZM237 232V231H236ZM46 232H44V234H45ZM49 233V232H48ZM175 233V232H174ZM187 233V232H186ZM229 233V232H228ZM235 233V232H234ZM250 233V232H249ZM252 233V232H251ZM257 233V232H256ZM262 233H264V230H263V232ZM189 234V233H188ZM187 234V235H188ZM210 234V233H209ZM227 234V233H226ZM41 235V234H40ZM42 235H43V232H42ZM41 235V236H42ZM48 235V234H47ZM230 236V235H229ZM240 236H242V235H239V237ZM44 237H45V235H44ZM43 237V238H44ZM151 237V236H150ZM227 237H228V235H227ZM244 237V236H243ZM49 238V237H48ZM152 238V237H151ZM154 238V237H153ZM213 238H215V237H213ZM226 238V237H225ZM41 239V238H40ZM171 239V238H170ZM228 239V238H227ZM161 240V239H160ZM165 240V239H164ZM215 240H217V239H215ZM45 241H47L48 242V240H45ZM50 241V240H49ZM163 241V240H162ZM161 241V242H162ZM42 242H44V241H42ZM52 242V241H51ZM168 242V241H167ZM217 241H215V243H216ZM228 241H226L225 242V244H227V246H228V244L230 245V243H227ZM45 243V242H44ZM186 243V242H185ZM215 243H213V244H215ZM222 243V242H221ZM233 243V242H232ZM231 243V244H232ZM262 243H263V246H264V238L262 239ZM47 244V243H46ZM211 244V243H210ZM220 244V243H219ZM235 243H233L232 245H234ZM44 245V244H43ZM49 245V244H48ZM47 245V246H48ZM218 245V244H217ZM224 245V244H223ZM222 244H221V246H223ZM237 245V244H236ZM236 245L234 246V247H236ZM40 246H41V244H40ZM45 247V246H44ZM182 247V246H181ZM187 247V246H186ZM196 247V246H195ZM214 248L216 247V245L215 246H213ZM229 248H233L232 246H228ZM46 248V247H45ZM191 248V247H190ZM213 248V249H214ZM239 248V247H238ZM241 248V247H240ZM239 248V249H240ZM185 249V248H184ZM210 249V248H209ZM221 249V248H220ZM235 249V248H234ZM186 250V249H185ZM192 250V249H191ZM222 250V249H221ZM231 250V249H230ZM190 251V250H189ZM220 251V250H219ZM231 251H233V249L231 250ZM236 253H237V247H236ZM247 252V251H246ZM179 253V252H178ZM185 253V252H184ZM189 253V252H188ZM135 254V253H134ZM214 254V253H213ZM232 254H234V251L232 252ZM245 254V253H244ZM248 254V253H247ZM171 255V254H170ZM179 256H180V254H178ZM182 255V254H181ZM189 255V254H188ZM215 255V254H214ZM228 255V254H227ZM243 255V254H242ZM45 256V255H44ZM137 256V255H136ZM174 256H175V254H174ZM195 256V255H194ZM46 257V256H45ZM176 257V256H175ZM182 257L183 256H181L180 258L182 259ZM237 257V256H236ZM44 258V257H43ZM177 258V257H176ZM247 258H249L248 260H249V264L250 263H256V264H264V253H262V254H260V253H251V254H248L247 255ZM166 259V258H165ZM172 259V258H171ZM179 259V258H178ZM195 259V258H194ZM44 260V259H43ZM135 260V259H134ZM168 260V259H167ZM166 260V261H167ZM183 260V259H182ZM187 260V259H186ZM193 260V259H192ZM199 260V259H198ZM236 260H234V262H235ZM165 262V261H164ZM186 262V261H185ZM188 262V261H187ZM221 262V261H220ZM234 262H232V263H234ZM190 263V262H189ZM192 263V262H191ZM206 263V262H205ZM232 263H230V264H232ZM245 263V262H244ZM243 263V264H244ZM177 264V263H176ZM210 264H212V263H210ZM245 264H247V263H245Z\"/></svg>",
  "mask_w": 264,
  "mask_h": 264
}]
</instances>
